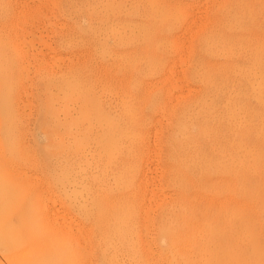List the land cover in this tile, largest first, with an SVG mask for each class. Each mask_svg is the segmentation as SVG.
Returning a JSON list of instances; mask_svg holds the SVG:
<instances>
[{
    "label": "rangeland",
    "instance_id": "1",
    "mask_svg": "<svg viewBox=\"0 0 264 264\" xmlns=\"http://www.w3.org/2000/svg\"><path fill=\"white\" fill-rule=\"evenodd\" d=\"M169 1L170 0H127V1L126 0H60V1L59 0H39V1L38 0H28V1L27 0H23V1L22 0H0V9H1V7L4 8V9L0 10V28H1L0 29V31H1L0 32V45L2 44V46H3V47L2 46L0 47V54L2 51H4V49L6 50V53H7V54H5V52H2L1 55L3 58L0 57V60H1L0 61V76L3 75L2 77H0V113L2 111V113L0 114L1 115L0 116V123H1L0 124V131H2V133H0V136H3V137H0V142L3 141V143H4L3 145H2V143H0V195H1L0 196V264H121V263L122 264H124V263L125 264H148V263L149 264H164V263L170 264V262H172L171 264H175V261L178 264H264V234H263L264 228L262 229V226L264 225V178H263L264 177V171H263L264 170V138H263L264 137V129H263L264 128V116H263L264 115V91H263L264 85H263V83L261 84V82H264V69L261 68L264 65V62H263L264 61V45H263L264 44V40H263L264 39V28H263L264 27V18H263L264 8H262V7H264V0H250V1H247V0H240V1L235 0V1H233V0H231L233 2H231V1L229 2L228 0H219V2H218V0H208L207 2L204 0H191V1L190 0H185V1L184 0H171L170 2ZM202 1H204V2H202ZM254 1H256L255 5H253ZM40 2H42V3H40ZM101 2H102V4H101ZM252 2H253V4H252ZM221 3L222 4L224 3L223 6ZM233 3L236 4L237 6H235ZM200 4H202V5H200ZM127 5H128V7H127ZM225 5H226V7H225ZM227 5H228L229 9H227L228 8ZM239 5L242 7V9ZM188 6H189V8H188ZM26 7L28 10H26ZM30 7H32V8H30ZM55 7H57V8H55ZM223 7H225V8H223ZM24 8H25V10H24ZM46 8H48V9H46ZM114 8H115V10H114ZM116 9H118V10H116ZM190 9H191V11H190ZM196 9L198 12L196 11ZM224 9H226V10H224ZM107 10H109V12ZM141 10H143V11L141 12ZM146 10H148V11H146ZM218 10L219 11L221 10V11L219 12ZM223 11L224 12L226 11V12L224 13ZM229 11H232L231 12L232 14ZM23 12H25V13H23ZM96 12H97V14H96ZM101 12H103V13L100 14ZM136 12H137V14L139 12V15H138L139 17L137 16V14H135ZM146 12H147V15L145 14ZM189 12H190V14H189ZM1 13H2V15H1ZM60 13H61V15H60ZM141 13H143V14H141ZM219 13L222 14V17ZM238 13H239V15H238ZM21 14H23V15H21ZM140 14H141V16H140ZM6 15H7V18H6ZM143 15H145V16H143ZM20 16H24V17H20ZM27 16H29V17H27ZM44 16H45V18H44ZM126 16H127V18H126ZM243 16L245 19L243 18ZM8 17H10V18H8ZM119 17H121V18H119ZM137 17H138V19H137ZM141 17H143V18H141ZM241 17H242V19H241ZM28 18H29V20H28ZM112 18H113V20H112ZM125 18L127 21L125 20ZM139 18H141V20ZM236 18H237V20H236ZM66 19H68V20H66ZM70 19H72V20L70 21ZM114 19H115V21H114ZM121 19H123V21ZM200 19H201V21H200ZM144 20H146V22ZM147 20H148V24L151 23V24H149L150 26L146 24ZM250 20H251V22H250ZM69 21H70V23H69ZM103 21H104V23L102 24ZM194 21L197 25L194 23ZM225 21L227 24L225 23ZM182 22H183V24H182ZM205 22H207V23L205 24ZM234 22H236L235 25H234ZM9 23H11V24H9ZM16 23L18 24V27H17ZM47 23H48V25H47ZM49 23H51V24H49ZM198 23H199V25H198ZM220 23H221V25H223L222 27L224 30L221 29L222 27H221ZM38 24H40V25H38ZM99 24H102V25L100 26ZM116 25H118V26H116ZM213 25H214V27H213ZM34 26L36 27V30H35ZM261 26H262V28H261ZM31 27H32V29H31ZM71 27L72 28L74 27L73 31H72ZM167 27H169V28H167ZM231 27L232 28L234 27V28L232 29ZM255 27H256V30L258 32L255 30ZM5 28L7 31L5 30ZM20 28H22V29H20ZM44 28L48 29V30H45ZM103 28H104V31L102 30ZM147 28H148V30H147ZM236 28H237V30H235ZM3 29L5 30V32ZM97 29L99 30V32ZM105 29H107V31ZM110 29H112V30H110ZM118 29L120 32L118 31ZM136 29H137V31H136ZM169 29H170V31H169ZM197 29H198V31H196ZM29 30L34 31L32 33L33 34L35 33L37 35V39L36 38L34 39L32 37L33 38L32 41L34 43H32V41H29V40H31L30 34H32V33H30ZM86 30H88V32ZM90 30L92 32L94 31L95 33L94 32L92 33ZM132 30H134L133 33L135 35L132 33ZM218 30L220 32L221 31L222 32L220 33ZM253 30L255 32H252ZM18 31H20V32H18ZM233 31H234V33H233ZM239 31L240 32L242 31V33L240 34ZM90 32H91V34H90ZM114 32L116 33L115 35H114ZM119 33H121L120 35L122 36V37L120 36L121 40L117 39V38H119ZM178 33H179V35H178ZM202 33L204 35H202ZM35 34H34V37H36ZM68 34H69V36H68ZM189 34H190V36H189ZM95 35L97 38L95 37ZM104 35H105V37H104ZM116 35H118V36H116ZM184 35L187 36V38ZM236 35H238V36H236ZM250 35H252V36H250ZM136 36H137V38H136ZM22 37L27 38V39H25V42L26 43L28 42V45L26 44L27 46H25V44L22 43V42H24V41H22L23 39H21ZM76 37H77V40L75 41ZM233 37H235L236 39ZM18 38H20V41H22V42H19ZM28 38H30V39H28ZM38 38H40V39H38ZM131 38L135 39V40L132 41ZM209 38L210 39L212 38V39L210 40ZM245 38H246V41H245ZM144 39H146V40H144ZM170 39H172V40H170ZM256 39H257V41H256ZM88 40H90V41H88ZM197 40H198V42H197ZM235 40H237V41L235 42ZM58 41H59V43H58ZM217 41H218V43H217ZM63 42H65V43H63ZM132 42H134V43H132ZM68 43H69V45H68ZM84 43H86V45H83ZM91 43H92V45H91ZM213 43H215V44H213ZM32 44H34L35 46L32 47ZM80 44H81V46H80ZM180 44L182 47L180 46ZM208 44L209 45L213 44V45L209 46ZM237 44H238V46H237ZM20 45H21V48H20ZM22 45H23V49H22ZM186 45H187V48L184 49ZM29 46H31V47H29ZM168 46H170V47H168ZM175 46H176V48H175ZM198 46H199V48H198ZM225 46H226V48H225ZM24 47L29 48V49H26ZM146 47H148V48H146ZM204 47H205V49H204ZM31 48H32V50H31ZM132 48L133 49L135 48L134 51ZM144 48H146L148 51L145 49L147 51L146 52L144 50ZM212 48L214 50L215 49H217V50H215L213 53ZM25 49L27 50V52ZM154 49H156V50H154ZM220 49H221V51H220ZM237 49H239V50H237ZM114 50H115V53L113 52ZM201 50H202L203 54H202ZM235 50H237V51H235ZM28 51H30L31 54H27ZM70 51H72V52H70ZM73 51H74V53H73ZM98 51H100V52H98ZM8 52H9V55H8ZM24 52H26V53H24ZM37 52H39V53H37ZM151 52L155 55H153ZM164 52H166V54ZM225 52H227V53H225ZM242 52H244V53H242ZM248 52L250 54H247ZM45 53H47V55ZM52 53L54 55H52ZM83 54H84V56H83ZM95 54H97V55H95ZM99 54L102 55V57ZM55 55H56V57H55ZM90 55H92L93 57L91 56L92 57L91 58ZM107 55H108V57H107ZM112 55H114V56H112ZM149 55H151V56H149ZM165 55H166V57H165ZM176 55L178 56V59H177ZM27 56H28V58H27ZM60 56H62V57L66 56V57L64 59L62 57L59 58ZM233 56H234V58H233ZM245 56H246V58H245ZM254 56H255V58H254ZM67 57H68V59H67ZM143 57H144V59H143ZM242 57H244L245 59ZM29 58H30V60H29ZM49 58H51L52 61H53V59L54 60L56 59L53 62H55L54 64L57 63L56 64L57 68H56V65H53V63L51 61L50 62L48 61ZM57 58H59L60 61L57 60ZM70 58L73 61H71ZM102 58H103V60H102ZM127 58H128V60H127ZM145 58H146V60H145ZM44 59H45L46 63H47V61L49 63L46 64L44 62ZM131 59L134 63L131 61ZM182 59H184V60H182ZM61 60H63V62ZM69 60H70V62H69ZM84 60H85V62H84ZM160 60H162V61H160ZM25 61H27V63H28V61L31 62V63L30 62L28 63V64H30L29 68H28V65H26L27 63ZM40 61H41V63H40ZM107 61H109V62H107ZM143 61L145 62V64H143ZM232 61H234V63ZM88 62H89V64H87ZM123 62H126V63H123ZM111 63H112V65H111ZM118 63H121V64H118ZM50 64H51V66H53L52 68L49 67ZM113 64H114V66H113ZM140 64H141L142 68L140 67ZM165 64H167V65H165ZM23 65L24 66L26 65V66L24 67ZM84 65H86V66H84ZM125 65H126V67L123 68ZM138 65H139V67H138ZM158 65H159V67H158ZM231 65H232V67H231ZM106 66H107V69H106ZM116 66H118L120 68V71L118 69L117 72L116 71L113 72L114 70H116L118 68ZM226 66H228V67H226ZM243 66L245 68H243ZM58 67H59V69H58ZM156 67H157V69H161V70H157ZM229 67H231V68H229ZM18 68H20V69H18ZM139 68H141L142 71ZM80 69H81V71H80ZM85 69L87 71H85ZM128 69H129V72H128ZM137 69L140 71H138ZM232 69H234V70H232ZM235 69H236V71H235ZM242 69H244V70H242ZM252 69H253V72H252ZM92 70H93V72H92ZM132 70H134V73ZM255 70H257V71H255ZM42 71H44V72H42ZM53 71H54V73H53ZM60 71H61V73H60ZM123 71L124 72L126 71L125 73L127 76L125 75V73ZM188 71L192 75H190L188 73ZM238 71H240V73ZM6 72L8 75L6 74ZM45 72H47V73H45ZM153 72H155V74H157V75H154ZM170 72L172 73L173 78H172ZM10 73H12V74L10 75ZM25 73H26V75H25ZM82 73H84L85 75ZM104 73H106L108 76ZM127 73H129V75ZM201 73H203L204 75H201ZM234 73H235V76H234ZM40 74H41V76H40ZM96 74H98V76ZM110 74H111V77H110ZM112 74H113V76H112ZM118 74L119 75L121 74V75L119 76ZM152 74H153V76H152ZM188 74H189V77L191 76L193 78L187 77ZM196 74L197 75L199 74L198 75L199 77H197ZM218 74H219V76H218ZM248 74L250 77H248ZM38 75H39V77H38ZM50 75H52L50 77L51 79L49 78ZM158 75H160V76H158ZM239 75L241 76V78ZM22 76H24V77H22ZM59 76H61V77L63 76V77L61 78ZM102 76H103V78H102ZM164 76H165V78H164ZM178 76H179V78H178ZM181 76L183 78H181ZM200 76H202V77L204 76L203 79ZM113 77H114V79H113ZM142 77L145 79H143ZM258 77H259V79H258ZM3 78H5V79H3ZM10 78H13V79L11 80ZM52 78L56 79L55 80L56 83ZM82 78H84V79L82 80ZM118 78H120V79H118ZM124 78H125V80H124ZM168 78H171L170 81ZM196 78H198V79H196ZM47 79H49V80L47 81ZM60 79H61V82L64 81V83L60 82L61 83L60 84L59 83ZM96 79H97V81H96ZM102 79H103V81H102ZM134 79H136V80H134ZM139 79H140V82H139ZM151 79H152V81H151ZM189 79L191 81L193 79V81L191 82ZM194 79H196V81ZM199 79H201L202 81H200ZM253 79H254V81H253ZM17 81H18V83H17ZM149 81L151 82V84ZM155 81H157V82H155ZM159 81H161V82H159ZM12 82L16 86H14L12 84ZM129 82H131V83H129ZM212 82H215V83H212ZM154 83H156V84L158 83L157 86ZM194 83H195V85H194ZM115 84H116V86H115ZM163 84H165V85H163ZM250 84H253L254 86L251 87ZM147 85H150V86L147 87ZM162 85L166 88H163ZM181 85H183L184 87ZM217 85H218V89H219V90L217 89L218 92L216 91ZM62 86H64V87H62ZM151 86H152V88H151ZM161 86H162V89H161ZM168 86H169V88H168ZM177 86H178V88H177ZM214 86H215V90L213 88ZM78 87H80V88H78ZM129 87H130V89H129ZM224 87L225 88L227 87L226 90ZM257 87H259V91H258L259 93L257 92V89H258ZM12 88H14L15 90ZM92 88H94V89L92 90ZM126 88L128 90H124ZM251 88H254V89L251 90ZM109 89L111 91H109ZM157 89L158 90L161 89L162 93L160 92V90L157 91ZM163 89L165 92L163 91ZM229 89H231V90H229ZM246 89L247 90L250 89V91H247ZM125 91H127V92H125ZM128 91L129 92L131 91V93L129 94ZM172 91H173V94H172ZM228 91H229V95H228ZM2 92H4V93L2 94ZM108 92H109V94H108ZM117 92H118V94H117ZM156 92L158 95L156 94ZM181 92H183V93H181ZM219 92H220V94H219ZM39 93H40V96H39ZM121 93H122V95H121ZM174 93H176V95H174ZM103 94H105V95H103ZM149 94L151 95L150 99L153 103L149 99V97H150ZM177 94H179V95L177 96ZM255 94L257 96H255ZM25 95L27 97H25ZM127 95L129 97H127ZM147 95H148V99H147ZM170 95L173 99L170 97ZM1 96H2V98H1ZM104 96H106V97L104 98ZM113 96H114V98H113ZM132 96H133V99H132ZM177 97L179 98L178 100H177ZM139 99H141V100H139ZM235 99L237 101H235ZM38 100H39V102H38ZM63 101H64V103H62ZM89 101H90V103H89ZM129 101H130V103H129ZM156 101H157V103H156ZM104 102H106V103H104ZM112 102H114V103L112 104ZM131 102H132V104H131ZM159 102H160V104H159ZM235 102H236V104H235ZM6 103L8 104V106ZM45 103H46V105H45ZM77 103H79V104H77ZM151 103H152V105H151ZM181 103H183L182 104L183 106L181 105ZM229 103H233V104H229ZM124 104H125V106H124ZM148 104L151 106H147ZM202 104H204V105H202ZM209 104H210V106H209ZM228 104H229V106H227ZM41 105H44V107L43 106L41 107ZM55 105H56V107H55ZM113 105L116 107L115 109H114ZM145 105H146V107H145ZM120 106H122V107H120ZM73 107L76 108L77 110L74 109ZM107 107H108V109H107ZM110 107H112L113 109ZM161 107L163 109H161ZM223 107H224V109H223ZM40 108H42L43 110ZM122 108H124V110ZM158 108L160 109V111ZM206 108L207 109L209 108L210 110L209 109L207 110ZM110 109H112V110H110ZM139 109H142V110H139ZM204 109H205V111H204ZM245 109H246V111H245ZM20 110L24 113V115L22 112H20ZM29 110H30V112H29ZM155 110H157V111H155ZM161 110H162V112H161ZM192 110L194 112H192ZM230 110H232L231 111L232 113L230 112ZM233 110H235V111H233ZM113 111H115V112H113ZM187 111L188 112L191 111V112L188 113ZM225 111H226V113H225ZM253 111H254V113H253ZM11 112H13V113H11ZM56 112H57V114H56ZM61 112H62L64 117L62 116ZM66 112H68V113H66ZM149 112H151L152 114ZM165 112H166V114H165ZM238 112H239V114H238ZM119 113H120V115H119ZM154 113L156 116L154 115ZM201 113H203V114H201ZM229 113H230V115H229ZM7 114L9 116H7ZM138 114H140V115L138 116ZM143 114L146 116H144ZM173 114H175V115L173 116ZM178 114H179V116H177ZM224 114L226 116H224ZM233 114H234V116H233ZM4 115L7 116V118L9 120ZM19 115L22 117H19ZM67 115H69V116H67ZM121 116H123V117L121 118ZM124 116L126 117V119ZM140 116H142V117L140 118ZM9 117H11V118H9ZM232 117L234 118V120ZM242 117H244V118H242ZM245 117H246V119H245ZM248 117L249 118L251 117V118L249 119ZM19 118L20 119L22 118V121H20ZM146 119H147V121H146ZM172 119H173V121H172ZM175 119H176V122L174 121ZM125 120H127V121H125ZM18 121H19V123H18ZM118 121H120V122H118ZM252 121H254V122H252ZM261 121H263V122H261ZM141 122H143V123L145 122V124H143ZM167 122L169 124L173 125V126L170 125V126H172L173 129L169 126V124ZM236 122H238L240 125ZM173 123L175 125H177V128ZM234 123L236 125L237 124L238 125L234 126ZM77 124H79V125H77ZM95 124L97 125V127ZM123 124L125 126H123ZM144 125H146V126H144ZM208 125H209V127L206 128V126H208ZM38 126H40V127H38ZM69 126H70V128H69ZM217 126H218V128H217ZM240 126H242V127H240ZM255 126H256V128H255ZM9 127H12V128H9ZM94 127H96V129ZM142 127L144 128V130ZM154 127L157 129H155ZM259 127L262 129H260ZM132 128H135V129H133V131H132ZM204 128H206V129H204ZM213 128H214L215 132H214ZM139 129H141L142 131L141 130L139 131ZM255 129L256 130L259 129V131L256 132ZM115 130H116V132H115ZM135 130L137 132H135ZM172 130H174V131H172ZM175 130H176V132H175ZM42 131H44V132H42ZM51 131H52V133H51ZM177 131H178V134H177ZM56 132L59 134H57ZM15 133H16V135H15ZM54 133L58 136L56 137V135ZM153 133L156 135V136H153L154 141L152 138ZM203 133H204V135H203ZM208 133H209V135H208ZM9 134L10 135L12 134V135L10 136ZM52 134L55 136L53 137ZM109 134H110V136H109ZM175 134H177V136ZM180 134H181V136H180ZM259 134H261L262 136ZM18 135H19V137H18ZM113 136H115V137H113ZM10 137H11V139H10ZM124 138H125V140H124ZM129 138H130V140H128ZM59 139H60V141H59ZM69 139H70V141H69ZM144 139H145V141H144ZM149 139H150V142H149ZM213 139L216 142H214ZM79 140H81V141H79ZM189 140H190V142H189ZM52 141L54 144L52 143ZM123 141H125V142H123ZM184 141H185V143L183 144ZM187 141H188V143H187ZM10 142H12V143H10ZM121 142H123V143H121ZM197 142H198V144H197ZM218 142H219V144H218ZM68 143L70 144V146ZM72 143L75 144L76 146L75 145L73 146ZM128 143H129V145H128ZM16 144H18V145H16ZM133 144H134V146H133ZM135 144H136V146H135ZM185 144H186V146H185ZM211 144L212 145L214 144V145L212 146ZM77 145H79L80 148L77 147ZM127 145H128V147H127ZM152 145H155L157 147L152 148ZM164 145H166V146H164ZM10 146H11V148H10ZM248 146H249V148H248ZM27 147H29L30 149ZM136 147L137 148L139 147V148L137 149ZM188 147H189L190 151H189ZM56 149H57V152H56ZM163 149H165V150H163ZM154 150L156 151V153L154 152ZM191 150H192V152H191ZM223 150H224V152H223ZM202 151H203V153H202ZM110 152H112V153H110ZM123 152H124V154H123ZM256 152H258V153H256ZM29 153H31V154H29ZM63 154H65V155H63ZM86 155H87V157H86ZM89 155H90V157H89ZM94 155H95V157H94ZM187 155L189 158L187 157ZM191 155H193V156H191ZM234 155H235V157H234ZM84 156L86 158H84ZM219 157H221V158H219ZM88 158H89V160H88ZM151 158H154L155 160L154 159L151 160ZM190 158H191V160H190ZM217 158H219V159H217ZM61 159H62V161H61ZM139 160L142 164L139 162ZM148 160L149 161L151 160V161L149 162ZM74 161L78 165L74 164L75 163ZM164 161H167V163ZM183 161H184V163H182ZM57 162H59L60 164ZM97 164L98 165L100 164L99 167ZM117 165L119 167H116ZM139 165L141 168L139 167ZM154 165H155V167H154ZM164 165L166 166V168L164 167ZM147 166H150V168ZM202 166H203V168H201ZM113 168H114V170H113ZM171 168H173V169H171ZM16 169H18V170H16ZM96 169L98 171H96ZM139 169H140V172L138 171ZM200 169L202 170L201 173L198 172V170L200 171ZM152 170L155 171L157 174L155 172H153ZM184 170H185V172H183ZM144 172L146 173L145 175H144ZM150 172H151V174H154L155 177H154V175L152 176L150 174ZM236 172H238V173H236ZM99 173L102 175H100ZM112 173H114V177H113ZM91 175H93V176L96 175V176L93 177ZM133 175H134V177H133ZM149 175H150V177H149ZM164 175H165V177H164ZM186 175H188V176H186ZM55 176H56V178H55ZM74 176H76V178ZM106 176H107V178H106ZM142 176H144L143 178L145 180L143 178H142V180L140 179ZM36 177H37V179H36ZM84 177H86V178H84ZM95 177L97 178V180H95L96 179ZM101 177H102V179H101ZM108 177H110V178H108ZM135 177H136V179H135ZM111 178H114V181ZM154 178H156V179H154ZM167 178H168V180H167ZM151 179H153V180H151ZM65 180H66V182H65ZM106 180L108 182H106ZM157 180H158V182H157ZM171 180L172 181L174 180V181L172 182ZM57 181L60 184L57 183ZM61 181L64 184L63 186L61 184ZM122 181H123V183H122ZM144 181L148 182V183H145ZM67 182L68 183L70 182V183L68 184ZM105 182H106V184H105ZM142 182H144V186L146 188L148 186V190H146V188L143 187ZM150 183H151V185H150ZM173 183L178 188H176L173 185ZM67 185H69V186H67ZM71 185L74 188H76V190L74 188H72ZM103 185H104V187H103ZM114 185H115V187H114ZM119 186H121V187L119 188ZM150 186L151 187L153 186V187L150 188ZM63 187H64V189H66V188L68 189V190L66 189L67 192L63 189ZM124 187H125V189H124ZM165 187H167V188H165ZM77 188H78V190L79 189L80 190L78 191ZM44 189H45L46 194L43 192ZM61 189H63V190H61ZM72 189L74 191H72ZM47 190H48V193L51 195H49V194H48L49 196L47 195V192H46ZM82 190H83V192H82ZM187 190H188V192H187ZM63 191H64V193H63ZM69 191H71L72 193L74 192L76 194L73 193L74 194L73 195L70 192V195H69ZM80 191H81V193H80L81 195L78 194V192H80ZM58 192H61V193H58ZM163 192H164V194H162ZM169 192H171V193L169 194ZM167 193L169 194V196L172 195L173 197L172 196L169 197L167 195ZM82 195H83V197H82ZM86 195H89V196L86 197ZM147 195L148 196L150 195V196L148 197ZM45 196H47V198ZM63 196H65V197H63ZM74 196H76V197H74ZM163 196H164V199L161 200V198H163ZM49 197H50V199L47 200ZM84 197H86V198H84ZM145 197L148 200H149V198L154 197L151 199L155 203L152 200L148 201ZM67 198H69L71 201ZM73 198H75V199L77 198L78 202H77V199L75 200ZM176 198H178V199H176ZM82 199H83V201H82ZM51 200H52V202H51ZM67 200H69V201H67ZM73 200L75 202H73ZM84 200H85V202H87V205H86L87 209L90 213H92V215L89 214V212L87 211L86 208H83V207H85L84 205L86 204L84 202ZM202 200H203V202H202ZM81 202H82V204H84L83 206H82ZM144 202H146V203L144 204ZM149 202H151V203H149ZM67 203H69V205ZM72 203H73V206H72ZM89 203L90 204L93 203L91 205L92 206L94 205V206L91 207V205ZM151 204H152V206H151ZM78 205H80L79 208H78ZM175 205L178 208H176ZM70 206H72V207H70ZM74 206H75V208H74ZM146 206H147V208H146ZM45 207H46V209H45ZM80 207L82 208L81 210H80ZM89 207H90V209L91 208L92 209L90 210ZM133 207L134 208L136 207L135 210L133 209ZM137 207H138V211H137ZM171 207H172V209H171ZM179 207H180V209H179ZM140 209H142V210H140ZM150 209H152L151 211L153 213L152 212L149 213L148 210H150ZM75 211H77V213ZM80 211H82V212H80ZM78 212H79V214H78ZM133 212H135V214ZM148 213L150 214L151 217L149 216ZM85 214H86V216H85ZM87 215L89 217H87ZM161 215H163V217ZM91 216H93L94 218ZM78 217H80V218H78ZM85 217H87L86 220H85ZM149 217L151 220L149 219ZM113 218L115 219V221ZM163 218H166V219H163ZM189 218L191 221L189 220ZM229 218H231V219H229ZM112 219L114 222L112 221ZM147 220H150V221H147ZM94 221H95V223H94ZM165 221H166V224H164ZM148 222H149V224H148ZM190 222H191V224H190ZM94 224H96V225H94ZM156 224L157 225L161 224L162 226L161 225L157 226ZM192 224H193V226H192ZM231 224H233V225H231ZM146 225H149V227ZM94 226H95V229L93 228ZM144 226H146L145 228H146V230H148V232L145 231ZM120 227H121V229H120ZM151 227L153 229H151ZM151 230H153V231H151ZM156 230H157V232H156ZM93 231H95V232H93ZM144 232L148 233V235H146L147 233H145L146 239H144L145 238ZM93 233H95V234H93ZM115 235L117 237H115ZM120 235H121V237H120ZM98 236H100L99 237L100 239L98 238ZM112 238L115 239V243L113 241L114 239H112ZM126 238L128 240H126ZM147 238H148V241H147ZM116 239L118 241H116ZM119 239H120V241L121 240L123 241V242L121 241L122 245L120 244ZM98 240L100 242V245H99ZM103 240H104V242H103ZM109 241L111 242V244H114V245H111V244H110L111 246L108 245ZM136 241H138V242H136ZM124 242H126V243H124ZM149 242H150V244L148 245ZM151 242L153 243V245ZM131 243H132V245H130ZM145 243L147 244V246ZM104 244L106 245V247L104 246ZM191 244H192V246H191ZM129 245L131 248L129 247ZM151 245H152V248H150ZM113 246H115V248ZM100 247L102 249H100ZM104 247L106 248L105 250L103 249ZM120 247H121V249H120ZM147 247H149L150 249ZM156 247L158 250L156 249ZM127 249H128V252H127ZM101 250H103V251H101ZM162 250L164 251V253L162 252ZM123 251H125V252H123ZM130 254H131V256H130ZM216 254H217V256H216ZM103 255L105 256V258ZM170 255H173L171 257H172V259L174 258L175 261H174V259L173 260L171 259ZM206 255H207V257H205ZM139 256H140V258H139ZM122 259H123V262H122ZM201 261H202V263H201Z\"/></svg>",
    "mask_w": 264,
    "mask_h": 264
},
{
    "label": "bare ground",
    "instance_id": "2",
    "mask_svg": "<svg viewBox=\"0 0 264 264\" xmlns=\"http://www.w3.org/2000/svg\"><path fill=\"white\" fill-rule=\"evenodd\" d=\"M22 1H23V0H22ZM27 1H28V0H27ZM38 1H39V0H38ZM59 1H60V0H59ZM126 1H127V0H126ZM170 1H171V0H170ZM170 1H169V2H170ZM184 1H185V0H184ZM190 1H191V0H190ZM204 1L207 2L208 0H204ZM204 1H202V2H204ZM228 1L230 2L231 0H228ZM228 1H227V2H228ZM233 1H235V0H233ZM233 1H231V2H233ZM239 1H240V0H239ZM247 1H250V0H247ZM55 2H56V1H55ZM57 2H58V1H57ZM123 2H124V1H123ZM139 2H140V1H139ZM139 2H138V3H139ZM146 2H147V1H146ZM186 2H187V1H186ZM214 2H215V1H214ZM218 2H219V0H218ZM220 2H221V1H220ZM241 2H242V1H241ZM243 2H244V1H243ZM29 3H30V2H29ZM40 3H42V2H40ZM58 3H59V2H58ZM67 3H68V2H67ZM98 3H99V2H98ZM114 3H115V2H114ZM128 3H129V2H128ZM142 3H143V2H142ZM164 3H165V2H164ZM167 3H168V2H167ZM172 3H173V2H172ZM192 3H193V2H192ZM224 3H225V2H224ZM224 3H223V4H224ZM239 3H240V2H239ZM250 3H251V2H250ZM255 3H256V1H254V4H253V2H252L253 5H255ZM20 4H21V3H20ZM35 4H36V3H35ZM44 4H45V3H44ZM48 4H49V3H48ZM64 4H65V3H64ZM101 4H102V2H101ZM145 4H146V3H145ZM206 4H207V3H206ZM213 4H214V3H213ZM219 4H220V3H219ZM221 4H222V3H221ZM223 4H222V6H223ZM233 4H234V3H233ZM233 4H232V5H233ZM240 4H241V3H240ZM2 5H3V4H2ZM6 5H7V4H6ZM10 5H11V4H10ZM30 5H31V4H30ZM30 5H29V6H30ZM32 5H33V4H32ZM45 5H46V4H45ZM58 5H59V4H58ZM78 5H79V4H78ZM85 5H86V4H85ZM113 5H114V4H113ZM140 5H141V4H140ZM196 5H197V4H196ZM200 5H202V4H200ZM200 5H199V6H200ZM214 5H215V4H214ZM217 5H218V4H217ZM232 5H231V6H232ZM234 5L237 6L236 4H234ZM246 5H247V4H246ZM249 5H250V4H249ZM256 5H257V4H256ZM19 6H20V5H19ZM55 6H56V5H55ZM74 6H75V5H74ZM105 6H106V5H105ZM111 6H112V5H111ZM149 6H150V5H149ZM158 6H159V5H158ZM160 6H161V5H160ZM177 6H178V5H177ZM231 6H230V7H231ZM239 6H240V5H239ZM251 6H252V5H251ZM8 7H9V6H8ZM23 7H24V6H23ZM76 7H77V6H76ZM84 7H85V6H84ZM96 7H97V6H96ZM124 7H125V6H124ZM127 7H128V5H127ZM133 7H134V6H133ZM186 7H187V6H186ZM194 7H195V6H194ZM216 7H217V6H216ZM225 7H226V5H225ZM225 7H223V8H225ZM227 7H228V5H227ZM240 7H241V6H240ZM245 7H246V6H245ZM21 8H22V7H21ZM30 8H32V7H30ZM36 8H37V7H36ZM48 8H49V7H48ZM48 8H46V9H48ZM55 8H57V7H55ZM58 8H59V7H58ZM61 8H62V7H61ZM90 8H91V7H90ZM98 8H99V7H98ZM122 8H123V7H122ZM162 8H163V7H162ZM188 8H189V6H188ZM262 8H264V7H262ZM262 8H261V9H262ZM1 9H4V8L1 7ZM1 9H0V10H1ZM12 9H13V8H12ZM41 9H42V8H41ZM64 9H65V8H64ZM80 9H81V8H80ZM112 9H113V8H112ZM141 9H142V8H141ZM227 9H229V7H228ZM239 9H240V8H239ZM241 9H242V7H241ZM247 9H248V8H247ZM252 9H253V8H252ZM5 10H6V9H5ZM22 10H23V9H22ZM24 10H25V8H24ZM26 10H28L27 7H26ZM57 10H58V9H57ZM62 10H63V9H62ZM114 10H115V8H114ZM116 10H118V9H116ZM213 10H214V9H213ZM222 10H223V9H222ZM224 10H226V9H224ZM256 10H257V9H256ZM7 11H8V10H7ZM32 11H33V10H32ZM49 11H50V10H49ZM49 11H48V12H49ZM58 11H59V10H58ZM107 11L109 12V10H107ZM121 11H122V10H121ZM142 11H143V10H141V12H142ZM146 11H148V10H146ZM190 11H191V9H190ZM196 11H197V9H196ZM196 11H195V12H196ZM211 11H212V10H211ZM218 11H219V10H218ZM220 11H221V10H220ZM220 11H219V12H220ZM242 11H243V10H242ZM2 12H3V11H2ZM13 12H14V11H13ZM72 12H73V11H72ZM76 12H77V11H76ZM97 12H98V11H97ZM97 12H96V14H97ZM111 12H112V11H111ZM123 12H124V11H123ZM197 12H198V11H197ZM197 12H196V13H197ZM223 12H224V11H223ZM225 12H226V11H225ZM225 12H224V13H225ZM229 12L231 13L232 11H229ZM229 12H228V13H229ZM7 13H8V12H7ZM20 13H21V12H20ZM23 13H25V12H23ZM49 13H50V12H49ZM102 13H103V12H101L100 14H102ZM106 13H107V12H106ZM131 13H132V12H131ZM143 13H144V12H143ZM143 13H141V14H143ZM236 13H237V12H236ZM242 13H243V12H242ZM245 13H246V12H245ZM9 14H10V13H9ZM40 14H41V13H40ZM94 14H95V13H94ZM113 14H114V13H113ZM135 14H137V12H136ZM141 14H140V16H141ZM145 14L147 15V12H146ZM149 14H150V13H149ZM189 14H190V12H189ZM204 14H205V13H204ZM219 14H220V13H219ZM231 14H232V13H231ZM246 14H247V13H246ZM258 14H259V13H258ZM258 14H257V15H258ZM1 15H2V13H1ZM21 15H23V14H21ZM60 15H61V13H60ZM110 15H111V14H110ZM132 15H133V14H132ZM138 15H139V12H138L137 16H138ZM196 15H197V14H196ZM196 15H195V16H196ZM215 15H216V14H215ZM220 15H221V17H222V14H220ZM238 15H239V13H238ZM242 15H243V14H242ZM253 15H254V14H253ZM262 15H263V14H262ZM9 16H10V15H9ZM13 16H14V15H13ZM69 16H70V15H69ZM130 16H131V15H130ZM143 16H145V15H143ZM148 16H149V15H148ZM154 16H155V15H154ZM175 16H176V15H175ZM175 16H174V17H175ZM182 16H183V15H182ZM197 16H198V15H197ZM197 16H196V17H197ZM213 16H214V15H213ZM216 16H217V15H216ZM223 16H224V15H223ZM236 16H237V15H236ZM20 17H24V16H20ZM25 17H26V16H25ZM27 17H29V16H27ZM42 17H43V16H42ZM108 17H109V16H108ZM110 17H111V16H110ZM138 17H139V16H138ZM138 17H137V19H138ZM158 17H159V16H158ZM160 17H161V16H160ZM228 17H229V16H228ZM239 17H240V16H239ZM246 17H247V16H246ZM6 18H7V15H6ZM8 18H10V17H8ZM44 18H45V16H44ZM119 18H121V17H119ZM126 18H127V16H126ZM126 18H125V20H126ZM141 18H143V17H141ZM141 18H139V19L141 20ZM147 18H148V17H147ZM161 18H162V17H161ZM184 18H185V17H184ZM202 18H203V17H202ZM214 18H215V17H214ZM229 18H230V17H229ZM237 18H238V17H237ZM237 18H236V20H237ZM243 18H244V16H243ZM251 18H252V17H251ZM251 18H250V19H251ZM256 18H257V17H256ZM263 18H264V16H263ZM48 19H49V18H48ZM116 19H117V18H116ZM133 19H134V18H133ZM153 19H154V18H153ZM188 19H189V18H188ZM208 19H209V18H208ZM220 19H221V18H220ZM238 19H239V18H238ZM241 19H242V17H241ZM244 19H245V18H244ZM246 19H247V18H246ZM28 20H29V18H28ZM66 20H68V19H66ZM71 20H72V19H70V21H71ZM104 20H105V19H104ZM110 20H111V19H110ZM110 20H109V21H110ZM112 20H113V18H112ZM117 20H118V19H117ZM121 20L123 21V19H121ZM125 20H124V21H125ZM142 20H143V19H142ZM159 20H160V19H159ZM167 20H168V19H167ZM173 20H174V19H173ZM202 20H203V19H202ZM43 21H44V20H43ZM46 21H47V20H46ZM50 21H51V20H50ZM70 21H69V23H70ZM105 21H106V20H105ZM114 21H115V19H114ZM122 21H121V22H122ZM126 21H127V20H126ZM137 21H138V20H137ZM144 21L146 22V20H144ZM157 21H158V20H157ZM170 21H171V20H170ZM200 21H201V19H200ZM215 21H216V20H215ZM222 21H223V20H222ZM226 21H227V20H226ZM226 21H225V23H226ZM234 21H235V20H234ZM31 22H32V21H31ZM135 22H136V21H135ZM138 22H139V21H138ZM140 22H141V21H140ZM187 22H188V21H187ZM207 22H208V21H207ZM207 22H205V24H206ZM216 22H217V21H216ZM232 22H233V21H232ZM250 22H251V20H250ZM53 23H54V22H53ZM99 23H100V22H99ZM103 23H104V21L102 22V24H103ZM108 23H109V22H108ZM118 23H119V22H118ZM131 23H132V22H131ZM172 23H173V22H172ZM175 23H176V22H175ZM175 23H174V24H175ZM194 23H195V21H194ZM202 23H203V22H202ZM228 23H229V22H228ZM235 23H236V22H234V25H235ZM241 23H242V22H241ZM245 23H246V22H245ZM253 23H254V22H253ZM257 23H258V22H257ZM259 23H260V22H259ZM9 24H11V23H9ZM16 24H17V23H16ZM19 24H20V23H19ZM25 24H26V23H25ZM35 24H36V23H35ZM49 24H51V23H49ZM102 24H99V25L101 26ZM111 24H112V23H111ZM114 24H115V23H114ZM125 24H126V23H125ZM132 24H133V23H132ZM146 24L149 25V24H151V23L148 24V20H147V23H146ZM156 24H157V23H156ZM178 24H179V23H178ZM182 24H183V22H182ZM195 24H196V23H195ZM226 24H227V23H226ZM237 24H238V23H237ZM251 24H252V23H251ZM38 25H40V24H38ZM47 25H48V23H47ZM107 25H108V24H107ZM138 25H139V24H138ZM166 25H167V24H166ZM196 25H197V24H196ZM198 25H199V23H198ZM220 25H221V23H220ZM224 25H225V24H224ZM229 25H230V24H229ZM240 25H241V24H240ZM22 26H23V25H22ZM41 26H42V25H41ZM41 26H40V27H41ZM45 26H46V25H45ZM116 26H118V25H116ZM116 26H115V27H116ZM132 26H133V25H132ZM135 26H136V25H135ZM149 26H150V25H149ZM152 26H153V25H152ZM202 26H203V25H202ZM206 26H207V25H206ZM215 26H216V25H215ZM222 26H223V25H221V27H222ZM227 26H228V25H227ZM5 27H6V26H5ZM14 27H15V26H14ZM17 27H18V24H17ZM20 27H21V26H20ZM37 27H38V26H37ZM46 27H47V26H46ZM55 27H56V26H55ZM59 27H60V26H59ZM104 27H105V26H104ZM108 27H109V26H108ZM199 27H200V26H199ZM211 27H212V26H211ZM211 27H210V28H211ZM213 27H214V25H213ZM217 27H218V26H217ZM237 27H238V26H237ZM6 28H7V27H6ZM6 28H5V30H6ZM34 28H35V30H36V27H35V26H34ZM71 28H72V27H71ZM73 28H74V27H73ZM73 28H72V31H73ZM80 28H81V27H80ZM90 28H91V27H90ZM151 28H152V27H151ZM151 28H150V29H151ZM153 28H154V27H153ZM167 28H169V27H167ZM186 28H187V27H186ZM210 28H209V29H210ZM215 28H216V27H215ZM224 28H225V27H224ZM231 28H232V27H231ZM233 28H234V27H233ZM233 28H232V29H233ZM261 28H262V26H261ZM263 28H264V27H263ZM0 29H1V28H0ZM12 29H13V28H12ZM14 29H15V28H14ZM20 29H22V28H20ZM26 29H27V28H26ZM31 29H32V27H31ZM42 29H43V28H42ZM44 29H45V28H44ZM95 29H96V28H95ZM95 29H94V30H95ZM113 29H114V28H113ZM119 29H120V28H119ZM119 29H118V31H119ZM137 29H138V28H137ZM137 29H136V31H137ZM150 29H149V30H150ZM190 29H191V28H190ZM221 29H223V27H222ZM225 29H226V28H225ZM253 29H254V28H253ZM3 30H4V29H3ZM5 30H4V32H5ZM16 30H17V29H16ZM27 30H28V29H27ZM37 30H38V29H37ZM45 30H48V29H45ZM68 30H69V29H68ZM78 30H79V29H78ZM88 30H89V29H88ZM88 30H86V31L88 32ZM91 30H92V29H91ZM91 30H90V31H91ZM97 30H98V29H97ZM102 30L104 31V28H103ZM105 30L107 31V29H105ZM110 30H112V29H110ZM120 30H121V29H120ZM129 30H130V29H129ZM141 30H142V29H141ZM147 30H148V28H147ZM153 30H154V29H153ZM166 30H167V29H166ZM223 30H224V29H223ZM235 30H237V28H236ZM255 30H256V27H255ZM6 31H7V30H6ZM29 31H30V33L34 32V31H32V30H29ZM61 31H62V30H61ZM95 31H96V30H95ZM133 31H134V30H132V33H133ZM162 31H163V30H162ZM169 31H170V29H169ZM184 31H185V30H184ZM196 31H198V29H197ZM218 31H219V30H218ZM242 31H243V30H242ZM242 31H241V32L239 31L240 34L242 33ZM256 31H257V30H256ZM260 31H261V30H260ZM260 31H259V32H260ZM262 31H263V30H262ZM0 32H1V31H0ZM15 32H16V31H15ZM18 32H20V31H18ZM39 32H40V31H39ZM63 32H64V31H63ZM78 32H79V31H78ZM78 32H77V33H78ZM91 32H92V31H91ZM91 32H90V34H91ZM93 32H94V31H93ZM93 32H92V33H93ZM98 32H99V30H98ZM119 32H120V31H119ZM216 32H217V31H216ZM219 32H220V31H219ZM221 32H222V31H221ZM221 32H220V33H221ZM244 32H245V31H244ZM246 32H247V31H246ZM252 32H255V31L253 30ZM257 32H258V31H257ZM10 33H11V32H10ZM13 33H14V32H13ZM75 33H76V32H75ZM94 33H95V32H94ZM110 33H111V32H110ZM117 33H118V32H117ZM121 33H122V32H121ZM121 33H119V38H117L118 40L120 39V36H121L120 34H121ZM190 33H191V32H190ZM193 33H194V32H193ZM203 33H204V32H203ZM203 33H202V35H204ZM212 33H213V32H212ZM233 33H234V31H233ZM262 33H263V32H262ZM6 34H7V33H6ZM34 34H35V33H34ZM34 34H33V33L30 34V36H31V40H29V41H32L33 38H34V39H35V38L37 39V35L35 34L36 37H34ZM47 34H48V33H47ZM81 34H82V33H81ZM115 34H116V33L114 32V35H115ZM133 34H134V33H133ZM133 34H132V35H133ZM145 34H146V33H145ZM158 34H159V33H158ZM165 34H166V33H165ZM167 34H168V33H167ZM183 34H184V33H183ZM200 34H201V33H200ZM224 34H225V33H224ZM230 34H231V33H230ZM244 34H245V33H244ZM248 34H249V33H248ZM21 35H22V34H21ZM21 35H20V36H21ZM23 35H24V34H23ZM60 35H61V34H60ZM79 35H80V34H79ZM79 35H78V36H79ZM98 35H99V34H98ZM123 35H124V34H123ZM134 35H135V34H134ZM163 35H164V34H163ZM169 35H170V34H169ZM178 35H179V33H178ZM192 35H193V34H192ZM208 35H209V34H208ZM219 35H220V34H219ZM221 35H222V34H221ZM20 36H19V37H20ZM24 36H25V35H24ZM68 36H69V34H68ZM80 36H81V35H80ZM99 36H100V35H99ZM109 36H110V35H109ZM116 36H118V35H116ZM130 36H131V35H130ZM139 36H140V35H139ZM161 36H162V35H161ZM182 36H183V35H182ZM184 36H185V35H184ZM189 36H190V34H189ZM197 36H198V35H197ZM234 36H235V35H234ZM236 36H238V35H236ZM245 36H246V35H245ZM250 36H252V35H250ZM32 37H33V38H32ZM65 37H66V36H65ZM72 37H73V36H72ZM81 37H82V36H81ZM95 37H96V35H95ZM104 37H105V35H104ZM121 37H122V36H121ZM131 37H132V36H131ZM175 37H176V36H175ZM185 37L187 38V36H185ZM198 37H199V36H198ZM202 37H203V36H202ZM204 37H205V36H204ZM239 37H240V36H239ZM10 38H11V37H10ZM89 38H90V37H89ZM96 38H97V37H96ZM136 38H137V36H136ZM139 38H140V37H139ZM141 38H142V37H141ZM178 38H179V37H178ZM190 38H191V37H190ZM200 38H201V37H200ZM207 38H208V37H207ZM233 38H235V37H233ZM247 38H248V37H247ZM16 39H17V38H16ZM18 39H19V40H18L19 42L24 41V42H22V43H24L25 46L28 45V42H27V43L25 42V39H27V38L22 37V38H21V39H23L22 41H20V38H18ZM28 39H30V38H28ZM38 39H40V38H38ZM48 39H49V38H48ZM63 39H64V38H63ZM82 39H83V38H82ZM113 39H114V38H113ZM131 39H132V38H131ZM131 39H130V40H131ZM173 39H174V38H173ZM180 39H181V38H180ZM209 39H210V38H209ZM211 39H212V38H211ZM211 39H210V40H211ZM216 39H217V38H216ZM235 39H236V38H235ZM240 39H241V38H240ZM41 40H42V39H41ZM61 40H62V39H61ZM69 40H70V39H69ZM76 40H77V37H76L75 41H76ZM99 40H100V39H99ZM99 40H98V41H99ZM120 40H121V39H120ZM133 40H135V39H132V41H133ZM138 40H139V39H138ZM144 40H146V39H144ZM162 40H163V39H162ZM170 40H172V39H170ZM181 40H182V39H181ZM185 40H186V39H185ZM188 40H189V39H188ZM207 40H208V39H207ZM249 40H250V39H249ZM263 40H264V39H263ZM82 41H83V40H82ZM84 41H85V40H84ZM88 41H90V40H88ZM115 41H116V40H115ZM136 41H137V40H136ZM139 41H140V40H139ZM179 41H180V40H179ZM186 41H187V40H186ZM189 41H190V40H189ZM236 41H237V40H235V42H236ZM245 41H246V38H245ZM256 41H257V39H256ZM258 41H259V40H258ZM36 42H37V41H36ZM38 42H39V41H38ZM69 42H70V41H69ZM94 42H95V41H94ZM116 42H117V41H116ZM151 42H152V41H151ZM177 42H178V41H177ZM181 42H182V41H181ZM197 42H198V40H197ZM200 42H201V41H200ZM229 42H230V41H229ZM231 42H232V41H231ZM2 43H3V42H2ZM30 43H31V42H30ZM32 43H34V42L32 41ZM50 43H51V42H50ZM58 43H59V41H58ZM63 43H65V42H63ZM81 43H82V42H81ZM114 43H115V42H114ZM132 43H134V42H132ZM162 43H163V42H162ZM164 43H165V42H164ZM187 43H188V42H187ZM189 43H190V42H189ZM217 43H218V41H217ZM221 43H222V42H221ZM221 43H220V44H221ZM3 44H4V43H3ZM8 44H9V43H8ZM17 44H18V43H17ZM19 44H20V43H19ZM26 44H27V45H26ZM73 44H74V43H73ZM78 44H79V43H78ZM139 44H140V43H139ZM201 44H202V43H201ZM213 44H215V43H213ZM213 44H212V45H213ZM224 44H225V43H224ZM233 44H234V43H233ZM68 45H69V43H68ZM68 45H67V46H68ZM83 45H86V43H84ZM91 45H92V43H91ZM208 45H209V44H208ZM212 45H209V46H212ZM225 45H226V44H225ZM253 45H254V44H253ZM263 45H264V44H263ZM1 46H2V44L0 45V47H1ZM33 46H35V45L32 44V47H33ZM80 46H81V44H80ZM80 46H79V47H80ZM93 46H94V45H93ZM93 46H92V47H93ZM96 46H97V45H96ZM115 46H116V45H115ZM124 46H125V45H124ZM140 46H141V45H140ZM180 46H181V44H180ZM205 46H206V45H205ZM221 46H222V45H221ZM237 46H238V44H237ZM248 46H249V45H248ZM2 47H3V46H2ZM18 47H19V46H18ZM29 47H31V46H29ZM36 47H37V46H36ZM83 47H84V46H83ZM88 47H89V46H88ZM92 47H91V48H92ZM133 47H134V46H133ZM141 47H142V46H141ZM161 47H162V46H161ZM168 47H170V46H168ZM181 47H182V46H181ZM201 47H202V46H201ZM219 47H220V46H219ZM219 47H218V48H219ZM239 47H240V46H239ZM239 47H238V48H239ZM252 47H253V46H252ZM254 47H255V46H254ZM20 48H21V45H20ZM24 48H26V47H24ZM34 48H35V47H34ZM38 48H39V47H38ZM64 48H65V47H64ZM72 48H73V47H72ZM72 48H71V49H72ZM86 48H87V47H86ZM119 48H120V47H119ZM125 48H126V47H125ZM146 48H148V47H146ZM146 48H144V50H145ZM162 48H163V47H162ZM175 48H176V46H175ZM186 48H187V45L185 46L184 49H186ZM198 48H199V46H198ZM208 48H209V47H208ZM208 48H207V49H208ZM225 48H226V46H225ZM245 48H246V47H245ZM1 49H2V48H1ZM12 49H13V48H12ZM22 49H23V45H22ZM26 49H29V48H26ZM26 49H25V50H26ZM35 49H36V48H35ZM49 49H50V48H49ZM58 49H59V48H58ZM60 49H61V48H60ZM71 49H70V50H71ZM130 49H131V48H130ZM132 49H133V48H132ZM134 49H135V48H134ZM134 49H133V51H134ZM142 49H143V48H142ZM151 49H152V48H151ZM164 49H165V48H164ZM204 49H205V47H204ZM207 49H206V50H207ZM209 49H210V48H209ZM212 49H213V48H212ZM234 49H235V48H234ZM234 49H233V50H234ZM240 49H241V48H240ZM31 50H32V48H31ZM39 50H40V49H39ZM39 50H38V51H39ZM79 50H80V49H79ZM83 50H84V49H83ZM97 50H98V49H97ZM117 50H118V49H117ZM137 50H138V49H137ZM146 50H147V49H146ZM146 50H145V51H146ZM154 50H156V49H154ZM215 50H217V49H215ZM215 50H214V49L212 50L213 53H214ZM218 50H219V49H218ZM225 50H226V49H225ZM233 50H232V51H233ZM237 50H239V49H237ZM237 50H235V51H237ZM241 50H242V49H241ZM254 50H255V49H254ZM44 51H45V50H44ZM64 51H65V50H64ZM85 51H86V50H85ZM92 51H93V50H92ZM125 51H126V50H125ZM147 51H148V50H147ZM147 51H146V52H147ZM167 51H168V50H167ZM180 51H181V50H180ZM184 51H185V50H184ZM204 51H205V50H204ZM209 51H210V50H209ZM212 51H211V52H212ZM220 51H221V49H220ZM222 51H223V50H222ZM250 51H251V50H250ZM2 52H5V54H7L5 49H4V51H2ZM2 52H1V54H2ZM26 52H27V50H26ZM26 52H24V53H26ZM70 52H72V51H70ZM98 52H100V51H98ZM102 52H103V51H102ZM113 52L115 53V50H114ZM127 52H128V51H127ZM140 52H141V51H140ZM153 52H154V51H153ZM169 52H170V51H169ZM169 52H168V53H169ZM172 52H173V51H172ZM175 52H176V51H175ZM186 52H187V51H186ZM193 52H194V51H193ZM201 52H202V50H201ZM216 52H217V51H216ZM223 52H224V51H223ZM253 52H254V51H253ZM16 53H17V52H16ZM18 53H19V52H18ZM37 53H39V52H37ZM42 53H43V52H42ZM55 53H56V52H55ZM73 53H74V51H73ZM151 53H152V52H151ZM151 53H150V54H151ZM156 53H157V52H156ZM161 53H162V52H161ZM164 53L166 54V52H164ZM164 53H163V54H164ZM170 53H171V52H170ZM173 53H174V52H173ZM178 53H179V52H178ZM195 53H196V52H195ZM204 53H205V52H204ZM207 53H208V52H207ZM217 53H218V52H217ZM225 53H227V52H225ZM242 53H244V52H242ZM1 54H0V55H1ZM27 54H31V52L28 51ZM27 54H26V55H27ZM45 54L47 55V53H45ZM49 54H50V53H49ZM100 54H101V53H100ZM100 54H99V55H100ZM106 54H107V53H106ZM142 54H143V53H142ZM152 54H153V53H152ZM159 54H160V53H159ZM159 54H158V55H159ZM175 54H176V53H175ZM183 54H184V53H183ZM193 54H194V53H193ZM202 54H203V52H202ZM223 54H224V53H223ZM228 54H229V53H228ZM230 54H231V53H230ZM247 54H250V53L248 52ZM8 55H9V52H8ZM8 55H7V56H8ZM52 55H54V54L52 53ZM60 55H61V54H60ZM64 55H65V54H64ZM87 55H88V54H87ZM95 55H97V54H95ZM95 55H94V56H95ZM153 55H155V54H153ZM153 55H152V56H153ZM177 55H178V54H177ZM177 55H176V56H177ZM208 55H209V54H208ZM231 55H232V54H231ZM233 55H234V54H233ZM242 55H243V54H242ZM28 56H29V55H28ZM28 56H27V58H28ZM30 56H31V55H30ZM79 56H80V55H79ZM83 56H84V54H83ZM91 56H92V55H90V57H91ZM100 56L102 57V55H100ZM112 56H114V55H112ZM147 56H148V55H147ZM149 56H151V55H149ZM169 56H170V55H169ZM186 56H187V55H186ZM228 56H229V55H228ZM240 56H241V55H240ZM262 56H263V55H262ZM0 57L3 58L2 55H1ZM14 57H15V56H14ZM55 57H56V55H55ZM61 57H62V56H60L59 58H61ZM65 57H66V56H65ZM65 57L63 56L62 58L65 59ZM73 57H74V56H73ZM87 57H88V56H87ZM92 57H93V56H92ZM92 57H91V58H92ZM107 57H108V55H107ZM115 57H116V56H115ZM117 57H118V56H117ZM153 57H154V56H153ZM158 57H159V56H158ZM163 57H164V56H163ZM165 57H166V55H165ZM193 57H194V56H193ZM193 57H192V58H193ZM231 57H232V56H231ZM231 57H230V58H231ZM6 58H7V57H6ZM22 58H23V57H22ZM53 58H54V57H53ZM59 58H57V60L60 61ZM71 58H72V57H71ZM71 58H70V60L73 61V60H72L73 58H72V59H71ZM85 58H86V57H85ZM99 58H100V57H99ZM99 58H98V59H99ZM113 58H114V57H113ZM113 58H112V59H113ZM120 58H121V57H120ZM124 58H125V57H124ZM154 58H155V57H154ZM233 58H234V56H233ZM242 58H244V57H242ZM245 58H246V56H245ZM245 58H244V59H245ZM254 58H255V56H254ZM17 59H18V58H17ZM49 59H50V60H49ZM49 59H48V61H49V62L51 61V62L53 63V65H56V64H57V63L54 64L55 62H53V61H55L56 59H55V60L53 59V61H52L51 58H49ZM67 59H68V57H67ZM67 59H66V60H67ZM87 59H88V58H87ZM89 59H90V58H89ZM95 59H96V58H95ZM143 59H144V57H143ZM159 59H160V58H159ZM177 59H178V56H177ZM217 59H218V58H217ZM3 60H4V59H3ZM29 60H30V58H29ZM70 60H69V62H70ZM77 60H78V59H77ZM102 60H103V58H102ZM116 60H117V59H116ZM118 60H119V59H118ZM127 60H128V58H127ZM139 60H140V59H139ZM145 60H146V58H145ZM182 60H184V59H182ZM191 60H192V59H191ZM213 60H214V59H213ZM0 61H1V60H0ZM6 61H7V60H6ZM21 61H22V60H21ZM41 61H42V60H41ZM41 61H40V63H41ZM48 61H47V63H46V61H45V59H44V62H45L46 64L49 63ZM61 61L63 62V60H61ZM86 61H87V60H86ZM95 61H96V60H95ZM95 61H94V62H95ZM100 61H101V60H100ZM119 61H120V60H119ZM131 61H132V59H131ZM160 61H162V60H160ZM178 61H179V60H178ZM216 61H217V60H216ZM4 62H5V61H4ZM16 62H17V61H16ZM16 62H15V63H16ZM23 62H24V61H23ZM25 62L27 63V61H25ZM29 62H30V61H28V63H29ZM84 62H85V60H84ZM89 62H90V61H89ZM89 62H88L87 64H89ZM107 62H109V61H107ZM111 62H112V61H111ZM132 62H133V61H132ZM138 62H139V61H138ZM138 62H137V63H138ZM163 62H164V61H163ZM172 62H173V61H172ZM179 62H180V61H179ZM184 62H185V61H184ZM232 62L234 63V61H232ZM244 62H245V61H244ZM253 62H254V61H253ZM263 62H264V61H263ZM5 63H6V62H5ZM28 63H27L26 65H28V68H29L30 64H28ZM30 63H31V62H30ZM92 63H93V62H92ZM99 63H100V62H99ZM113 63H114V62H113ZM123 63H126V62H123ZM133 63H134V62H133ZM175 63H176V62H175ZM180 63H181V62H180ZM1 64H2V63H1ZM24 64H25V63H24ZM37 64H38V63H37ZM66 64H67V63H66ZM85 64H86V63H85ZM97 64H98V63H97ZM118 64H121V63H118ZM118 64H117V65H118ZM129 64H130V63H129ZM143 64H145L144 61H143ZM150 64H151V63H150ZM182 64H183V63H182ZM201 64H202V63H201ZM231 64H232V63H231ZM246 64H247V63H246ZM248 64H249V63H248ZM257 64H258V63H257ZM6 65H7V64H6ZM16 65H17V64H16ZM26 65H25V66H26ZM39 65H40V64H39ZM43 65H44V64H43ZM76 65H77V64H76ZM93 65H94V64H93ZM111 65H112V63H111ZM115 65H116V64H115ZM165 65H167V64H165ZM175 65H176V64H175ZM190 65H191V64H190ZM193 65H194V64H193ZM198 65H199V64H198ZM235 65H236V64H235ZM242 65H243V64H242ZM1 66H2V65H1ZM17 66H18V65H17ZM23 66H24V65H23ZM25 66H24V67H25ZM44 66H45V65H44ZM74 66H75V65H74ZM84 66H86V65H84ZM95 66H96V65H95ZM113 66H114V64H113ZM151 66H152V65H151ZM156 66H157V65H156ZM254 66H255V65H254ZM254 66H253V67H254ZM6 67H7V66H6ZM19 67H20V66H19ZM38 67H39V66H38ZM38 67H37V68H38ZM49 67L52 68L53 66H51V64H50ZM64 67H65V66H64ZM79 67H80V66H79ZM88 67H89V66H88ZM109 67H110V66H109ZM116 67H118V66H116ZM116 67H115V68H116ZM125 67H126V65H125L123 68H125ZM131 67H132V66H131ZM131 67H130V68H131ZM138 67H139V65H138ZM140 67H141V64H140ZM158 67H159V65H158ZM175 67H176V66H175ZM185 67H186V66H185ZM226 67H228V66H226ZM231 67H232V65H231ZM231 67H229V68H231ZM233 67H234V66H233ZM236 67H237V66H236ZM4 68H5V67H4ZM15 68H16V67H15ZM28 68H27V69H28ZM34 68H35V67H34ZM41 68H42V67H41ZM45 68H46V67H45ZM47 68H48V67H47ZM56 68H57V65H56ZM68 68H69V67H68ZM73 68H74V67H73ZM85 68H86V67H85ZM97 68H98V67H97ZM97 68H96V69H97ZM136 68H137V67H136ZM136 68H135V69H136ZM141 68H142V67H141ZM141 68H139V69H141ZM177 68H178V67H177ZM243 68H245V67L243 66ZM261 68L264 69V65H263V67H261ZM1 69H2V68H1ZM7 69H8V68H7ZM11 69H12V68H11ZM18 69H20V68H18ZM58 69H59V67H58ZM65 69H66V68H65ZM83 69H84V68H83ZM106 69H107V66H106ZM106 69H105V70H106ZM118 69H119V71H120V68L118 67V68H117L116 70H114L113 72H115V71L117 72ZM156 69H157V67H156ZM167 69H168V68H167ZM196 69H197V68H196ZM237 69H238V68H237ZM257 69H258V68H257ZM13 70H14V69H13ZM13 70H12V71H13ZM28 70H29V69H28ZM33 70H34V69H33ZM41 70H42V69H41ZM69 70H70V69H69ZM88 70H89V69H88ZM94 70H95V69H94ZM123 70H124V69H123ZM125 70H126V69H125ZM137 70H138V69H137ZM157 70H161V69H157ZM178 70H179V69H178ZM222 70H223V69H222ZM222 70H221V71H222ZM232 70H234V69H232ZM232 70H231V71H232ZM242 70H244V69H242ZM260 70H261V69H260ZM6 71H7V70H6ZM17 71H18V70H17ZM39 71H40V70H39ZM66 71H67V70H66ZM80 71H81V69H80ZM85 71H87V70L85 69ZM85 71H84V72H85ZM132 71H133V73H134V70H132ZM138 71H140V70H138ZM141 71H142V69H141ZM144 71H145V70H144ZM147 71H148V70H147ZM150 71H151V70H150ZM194 71H195V70H194ZM199 71H200V70H199ZM211 71H212V70H211ZM221 71H220V72H221ZM235 71H236V69H235ZM246 71H247V70H246ZM255 71H257V70H255ZM261 71H262V70H261ZM1 72H2V71H1ZM21 72H22V71H21ZM28 72H29V71H28ZM42 72H44V71H42ZM64 72H65V71H64ZM92 72H93V70H92ZM96 72H97V71H96ZM121 72H122V71H121ZM123 72H124V71H123ZM125 72H126V71H125ZM125 72H124V73H125ZM128 72H129V69H128ZM135 72H136V71H135ZM155 72H156V71H155ZM155 72H153L154 75H157V74H155ZM157 72H158V71H157ZM160 72H161V71H160ZM167 72H168V71H167ZM185 72H186V71H185ZM238 72L240 73V71H238ZM242 72H243V71H242ZM248 72H249V71H248ZM248 72H247V73H248ZM252 72H253V69H252ZM14 73H15V72H14ZM45 73H47V72H45ZM50 73H51V72H50ZM53 73H54V71H53ZM60 73H61V71H60ZM85 73H86V72H85ZM107 73H108V72H107ZM111 73H112V72H111ZM131 73H132V72H131ZM131 73H130V74H131ZM137 73H138V72H137ZM137 73H136V74H137ZM141 73H142V72H141ZM144 73H145V72H144ZM162 73H163V72H162ZM170 73H171V72H170ZM170 73H169V74H170ZM188 73L190 74L189 71H188ZM198 73H199V72H198ZM247 73H246V74H247ZM257 73H258V72H257ZM6 74H7V72H6ZM11 74H12V73H10V75H11ZM42 74H43V73H42ZM58 74H59V73H58ZM65 74H66V73H65ZM74 74H75V73H74ZM76 74H77V73H76ZM80 74H81V73H80ZM82 74H84V73H82ZM104 74H106V73H104ZM121 74H122V73H121ZM121 74H120V75H121ZM127 74L129 75V73H127ZM147 74H148V73H147ZM177 74H178V73H177ZM189 74H188L187 77H189ZM225 74H226V73H225ZM225 74H224V75H225ZM241 74H242V73H241ZM251 74H252V73H251ZM7 75H8V74H7ZM25 75H26V73H25ZM28 75H29V74H28ZM60 75H61V74H60ZM70 75H71V74H70ZM84 75H85V74H84ZM96 75L98 76V74H96ZM106 75H107V74H106ZM106 75H105V76H106ZM118 75H119V74H118ZM120 75H119V76H120ZM125 75H126V73H125ZM139 75H140V74H139ZM160 75H161V74H160ZM160 75H158V76H160ZM181 75H182V74H181ZM190 75H192V74H190ZM196 75H197V74H196ZM198 75H199V74H198ZM198 75H197V77H199ZM201 75H204V74L201 73ZM229 75H230V74H229ZM2 76H3V75H2ZM2 76H0V77H2ZM40 76H41V74H40ZM46 76H47V75H46ZM51 76H52V75H50L49 78H50ZM54 76H55V75H54ZM54 76H53V77H54ZM79 76H80V75H79ZM81 76H82V75H81ZM97 76H96V77H97ZM107 76H108V75H107ZM112 76H113V74H112ZM126 76H127V75H126ZM130 76H131V75H130ZM142 76H143V75H142ZM152 76H153V74H152ZM171 76H172V73H171ZM171 76H170V77H171ZM218 76H219V74H218ZM234 76H235V73H234ZM237 76H238V75H237ZM239 76H240V75H239ZM5 77H6V76H5ZM22 77H24V76H22ZM25 77H26V76H25ZM38 77H39V75H38ZM55 77H56V76H55ZM59 77H61V76H59ZM62 77H63V76H62ZM62 77H61V78H62ZM71 77H72V76H71ZM77 77H78V76H77ZM86 77H87V76H86ZM90 77H91V76H90ZM110 77H111V74H110ZM114 77H115V76H114ZM114 77H113V79H114ZM132 77H133V76H132ZM137 77H138V76H137ZM155 77H156V76H155ZM194 77H195V76H194ZM200 77H202V76H200ZM203 77H204V76H203ZM203 77H202V79H203ZM216 77H217V76H216ZM224 77H225V76H224ZM245 77H246V76H245ZM248 77H250L249 74H248ZM262 77H263V76H262ZM43 78H44V77H43ZM46 78H47V77H46ZM78 78H79V77H78ZM102 78H103V76H102ZM139 78H140V77H139ZM142 78H143V77H142ZM162 78H163V77H162ZM164 78H165V76H164ZM164 78H163V79H164ZM166 78H167V77H166ZM172 78H173V76H172ZM178 78H179V76H178ZM181 78H183V77L181 76ZM189 78H193V77L190 76ZM227 78H228V77H227ZM240 78H241V76H240ZM3 79H5V78H3ZM10 79L12 80L13 78H10ZM50 79H51V78H50ZM52 79H53V78H52ZM57 79H58V78H57ZM68 79H69V78H68ZM79 79H80V78H79ZM83 79H84V78H82V80H83ZM89 79H90V78H89ZM97 79H98V78H97ZM97 79H96V81H97ZM116 79H117V78H116ZM118 79H120V78H118ZM136 79H137V78H136ZM136 79H134V80H136ZM143 79H145V78H143ZM146 79H147V78H146ZM168 79H169V81H170L171 78H168ZM196 79H198V78H196ZM196 79H194V80L196 81ZM225 79H226V78H225ZM242 79H243V78H242ZM246 79H247V78H246ZM258 79H259V77H258ZM14 80H15V79H14ZM48 80H49V79H47V81H48ZM53 80L55 81L56 79L54 78ZM90 80H91V79H90ZM124 80H125V78H124ZM130 80H131V79H130ZM137 80H138V79H137ZM189 80H190V79H189ZM199 80L202 81L201 79H199ZM204 80H205V79H204ZM6 81H7V80H6ZM19 81H20V80H19ZM24 81H25V80H24ZM26 81H27V80H26ZM54 81H53V82H54ZM57 81H58V80H57ZM72 81H73V80H72ZM74 81H75V80H74ZM79 81H80V80H79ZM93 81H94V80H93ZM102 81H103V79H102ZM118 81H119V80H118ZM151 81H152V79H151ZM174 81H175V80H174ZM179 81H180V80H179ZM182 81H183V80H182ZM186 81H187V80H186ZM190 81H191V80H190ZM192 81H193V79H192ZM192 81H191V82H192ZM197 81H198V80H197ZM233 81H234V80H233ZM249 81H250V80H249ZM253 81H254V79H253ZM258 81H259V80H258ZM21 82H22V81H21ZM60 82H61V79H60L59 83H60ZM94 82H95V81H94ZM116 82H117V81H116ZM132 82H133V81H132ZM136 82H137V81H136ZM139 82H140V79H139ZM143 82H144V81H143ZM149 82H150V81H149ZM155 82H157V81H155ZM159 82H161V81H159ZM164 82H165V81H164ZM183 82H184V81H183ZM203 82H204V81H203ZM6 83H7V82H6ZM17 83H18V81H17ZM55 83H56V81H55ZM57 83H58V82H57ZM61 83H64V81L61 82ZM61 83H60V84H61ZM73 83H74V82H73ZM113 83H114V82H113ZM129 83H131V82H129ZM134 83H135V82H134ZM137 83H138V82H137ZM169 83H170V82H169ZM197 83H198V82H197ZM201 83H202V82H201ZM210 83H211V82H210ZM212 83H215V82H212ZM234 83H235V82H234ZM239 83H240V82H239ZM248 83H249V82H248ZM259 83H260V82H259ZM262 83H263V85H264V82H261V84H262ZM12 84H13V82H12ZM44 84H45V83H44ZM82 84H83V83H82ZM89 84H90V83H89ZM102 84H103V83H102ZM104 84H105V83H104ZM120 84H121V83H120ZM127 84H128V83H127ZM138 84H139V83H138ZM150 84H151V82H150ZM154 84H156V83H154ZM157 84H158V83H157ZM157 84H156V86H157ZM174 84H175V83H174ZM185 84H186V83H185ZM191 84H192V83H191ZM202 84H203V83H202ZM228 84H229V83H228ZM228 84H227V85H228ZM231 84H232V83H231ZM235 84H236V83H235ZM246 84H247V83H246ZM253 84H254V83H253ZM253 84H250L251 87L254 86ZM13 85H14V84H13ZM55 85H56V84H55ZM130 85H131V84H130ZM135 85H136V84H135ZM139 85H140V84H139ZM141 85H142V84H141ZM159 85H160V84H159ZM163 85H165V84H163ZM163 85H162V86H163ZM170 85H171V84H170ZM183 85H184V84H183ZM183 85H181V86H183ZM194 85H195V83H194ZM248 85H249V84H248ZM248 85H247V86H248ZM3 86H4V85H3ZM3 86H2V87H3ZM14 86H16V85H14ZM57 86H58V85H57ZM64 86H65V85H64ZM64 86H62V87H64ZM85 86H86V85H85ZM110 86H111V85H110ZM110 86H109V87H110ZM115 86H116V84H115ZM119 86H120V85H119ZM124 86H125V85H124ZM124 86H123V87H124ZM143 86H144V85H143ZM149 86H150V85H147V87H149ZM152 86H153V85H152ZM152 86H151V88H152ZM162 86H161V89H162ZM243 86H244V85H243ZM255 86H256V85H255ZM53 87H54V86H53ZM59 87H60V86H59ZM83 87H84V86H83ZM112 87H113V86H112ZM120 87H121V86H120ZM147 87H146V88H147ZM183 87H184V86H183ZM189 87H190V86H189ZM189 87H188V88H189ZM193 87H194V86H193ZM5 88H6V87H5ZM17 88H18V87H17ZM78 88H80V87H78ZM84 88H85V87H84ZM97 88H98V87H97ZM97 88H96V89H97ZM101 88H102V87H101ZM101 88H100V89H101ZM127 88H128V87H127ZM127 88L124 89V90H128ZM133 88H134V87H133ZM136 88H137V87H136ZM163 88H166V87L163 86ZM168 88H169V86H168ZM177 88H178V86H177ZM185 88H186V87H185ZM198 88H199V87H198ZM210 88H211V87H210ZM213 88H214V90H215V86H214ZM224 88H225V87H224ZM226 88H227V87H226ZM226 88H225V90H226ZM228 88H229V87H228ZM257 88H258V89H257V92H258V91H259V87H257ZM263 88H264V87H263ZM12 89H14V88H12ZM50 89H51V88H50ZM50 89H49V90H50ZM54 89H55V88H54ZM58 89H59V88H58ZM62 89H63V88H62ZM93 89H94V88H92V90H93ZM129 89H130V87H129ZM148 89H149V88H148ZM161 89H159V90H160V92L162 93ZM174 89H175V88H174ZM207 89H208V88H207ZM207 89H206V90H207ZM217 89H218V85H217V87H216V91H217ZM235 89H236V88H235ZM240 89H241V88H240ZM252 89H254V88H251V90H252ZM3 90H4V89H3ZM14 90H15V89H14ZM18 90H19V89H18ZM37 90H38V89H37ZM77 90H78V89H77ZM132 90H133V89H132ZM134 90H135V89H134ZM137 90H138V89H137ZM141 90H142V89H141ZM149 90H150V89H149ZM159 90L157 89V91H159ZM167 90H168V89H167ZM169 90H170V89H169ZM200 90H201V89H200ZM218 90H219V89H218ZM220 90H221V89H220ZM223 90H224V89H223ZM229 90H231V89H229ZM242 90H243V89H242ZM242 90H241V91H242ZM246 90H247V89H246ZM9 91H10V90H9ZM12 91H13V90H12ZM12 91H11V92H12ZM50 91H51V90H50ZM55 91H56V90H55ZM102 91H103V90H102ZM109 91H111V90L109 89ZM116 91H117V90H116ZM139 91H140V90H139ZM163 91H164V89H163ZM202 91H203V90H202ZM241 91H240V92H241ZM247 91H250V89L247 90ZM255 91H256V90H255ZM263 91H264V90H263ZM52 92H53V91H52ZM105 92H106V91H105ZM112 92H113V91H112ZM114 92H115V91H114ZM121 92H122V91H121ZM125 92H127V91H125ZM128 92H129V91H128ZM136 92H137V91H136ZM154 92H155V91H154ZM164 92H165V91H164ZM164 92H163V93H164ZM211 92H212V91H211ZM217 92H218V91H217ZM3 93H4V92H2V94H3ZM56 93H57V92H56ZM97 93H98V92H97ZM97 93H96V94H97ZM102 93H103V92H102ZM102 93H101V94H102ZM119 93H120V92H119ZM130 93H131V91L129 92V94H130ZM152 93H153V92H152ZM181 93H183V92H181ZM199 93H200V92H199ZM233 93H234V92H233ZM247 93H248V92H247ZM250 93H251V92H250ZM258 93H259V92H258ZM20 94H21V93H20ZM45 94H46V93H45ZM54 94H55V93H54ZM54 94H53V95H54ZM108 94H109V92H108ZM110 94H111V93H110ZM117 94H118V92H117ZM129 94H128V95H129ZM137 94H138V93H137ZM150 94H151V93H150ZM150 94H149V95H150ZM156 94H157V92H156ZM159 94H160V93H159ZM172 94H173V91H172ZM187 94H188V93H187ZM201 94H202V93H201ZM219 94H220V92H219ZM231 94H232V93H231ZM240 94H241V93H240ZM253 94H254V93H253ZM21 95H22V94H21ZM58 95H59V94H58ZM91 95H92V94H91ZM103 95H105V94H103ZM115 95H116V94H115ZM121 95H122V93H121ZM123 95H124V94H123ZM128 95H127V97H129ZM157 95H158V94H157ZM174 95H176V93H174ZM178 95H179V94H177V96H178ZM228 95H229V91H228ZM3 96H4V95H3ZM22 96H23V95H22ZM22 96H21V97H22ZM39 96H40V93H39ZM43 96H44V95H43ZM43 96H42V97H43ZM49 96H50V95H49ZM107 96H108V95H107ZM117 96H118V95H117ZM137 96H138V95H137ZM159 96H160V95H159ZM159 96H158V97H159ZM163 96H164V95H163ZM167 96H168V95H167ZM172 96H173V95H172ZM201 96H202V95H201ZM201 96H200V97H201ZM211 96H212V95H211ZM238 96H239V95H238ZM255 96H257V95L255 94ZM255 96H254V97H255ZM6 97H7V96H6ZM25 97H27V96L25 95ZM73 97H74V96H73ZM105 97H106V96H104V98H105ZM110 97H111V96H110ZM170 97H171V95H170ZM180 97H181V96H180ZM190 97H191V96H190ZM225 97H226V96H225ZM234 97H235V96H234ZM234 97H233V98H234ZM242 97H243V96H242ZM260 97H261V96H260ZM1 98H2V96H1ZM15 98H16V97H15ZM22 98H23V97H22ZM52 98H53V97H52ZM65 98H66V97H65ZM78 98H79V97H78ZM100 98H101V97H100ZM113 98H114V96H113ZM117 98H118V97H117ZM125 98H126V97H125ZM143 98H144V97H143ZM150 98H151V95H150L149 99H150ZM171 98H172V97H171ZM174 98H175V97H174ZM198 98H199V97H198ZM231 98H232V97H231ZM261 98H262V97H261ZM45 99H46V98H45ZM89 99H90V98H89ZM89 99H88V100H89ZM108 99H109V98H108ZM123 99H124V98H123ZM126 99H127V98H126ZM132 99H133V96H132ZM141 99H142V98H141ZM141 99H139V100H141ZM147 99H148V95H147ZM167 99H168V98H167ZM172 99H173V98H172ZM178 99H179V98L177 97V100H178ZM226 99H227V98H226ZM226 99H225V100H226ZM236 99H237V98H236ZM236 99H235V101H237ZM241 99H242V98H241ZM23 100H24V99H23ZM41 100H42V99H41ZM54 100H55V99H54ZM57 100H58V99H57ZM79 100H80V99H79ZM100 100H101V99H100ZM117 100H118V99H117ZM120 100H121V99H120ZM190 100H191V99H190ZM229 100H230V99H229ZM249 100H250V99H249ZM256 100H257V99H256ZM5 101H6V100H5ZM60 101H61V100H60ZM60 101H59V102H60ZM109 101H110V100H109ZM121 101H122V100H121ZM132 101H133V100H132ZM150 101H151V99H150ZM154 101H155V100H154ZM157 101H158V100H157ZM157 101H156V103H157ZM243 101H244V100H243ZM258 101H259V100H258ZM258 101H257V102H258ZM38 102H39V100H38ZM43 102H44V101H43ZM53 102H54V101H53ZM56 102H57V101H56ZM66 102H67V101H66ZM70 102H71V101H70ZM79 102H80V101H79ZM107 102H108V101H107ZM119 102H120V101H119ZM126 102H127V101H126ZM137 102H138V101H137ZM148 102H149V101H148ZM151 102H152V101H151ZM173 102H174V101H173ZM182 102H183V101H182ZM194 102H195V101H194ZM208 102H209V101H208ZM214 102H215V101H214ZM260 102H261V101H260ZM2 103H3V102H2ZM62 103H64V101H63ZM89 103H90V101H89ZM104 103H106V102H104ZM113 103H114V102H112V104H113ZM129 103H130V101H129ZM152 103H153V102H152ZM152 103H151V105H152ZM190 103H191V102H190ZM203 103H204V102H203ZM247 103H248V102H247ZM3 104H4V103H3ZM6 104H7V103H6ZM13 104H14V103H13ZM42 104H43V103H42ZM56 104H57V103H56ZM73 104H74V103H73ZM75 104H76V103H75ZM77 104H79V103H77ZM102 104H103V103H102ZM117 104H118V103H117ZM131 104H132V102H131ZM134 104H135V103H134ZM139 104H140V103H139ZM149 104H150V103H149ZM149 104H148L147 106H151V105H149ZM159 104H160V102H159ZM182 104H183V103H181V105H182ZM195 104H196V103H195ZM195 104H194V105H195ZM204 104H205V103H204ZM204 104H202V105H204ZM220 104H221V103H220ZM224 104H225V103H224ZM229 104H233V103H229ZM229 104H228L227 106H229ZM235 104H236V102H235ZM245 104H246V103H245ZM14 105H15V104H14ZM20 105H21V104H20ZM45 105H46V103H45ZM58 105H59V104H58ZM87 105H88V104H87ZM105 105H106V104H105ZM172 105H173V104H172ZM179 105H180V104H179ZM197 105H198V104H197ZM258 105H259V104H258ZM4 106H5V105H4ZM4 106H3V107H4ZM7 106H8V104H7ZM11 106H12V105H11ZM42 106L44 107V105H41V107H42ZM63 106H64V105H63ZM63 106H62V107H63ZM69 106H70V105H69ZM73 106H74V105H73ZM91 106H92V105H91ZM99 106H100V105H99ZM103 106H104V105H103ZM108 106H109V105H108ZM113 106H114V105H113ZM116 106H117V105H116ZM124 106H125V104H124ZM136 106H137V105H136ZM141 106H142V105H141ZM154 106H155V105H154ZM154 106H153V107H154ZM156 106H157V105H156ZM182 106H183V105H182ZM184 106H185V105H184ZM209 106H210V104H209ZM220 106H221V105H220ZM230 106H231V105H230ZM234 106H235V105H234ZM236 106H237V105H236ZM244 106H245V105H244ZM12 107H13V106H12ZM55 107H56V105H55ZM59 107H60V106H59ZM65 107H66V106H65ZM65 107H64V108H65ZM120 107H122V106H120ZM145 107H146V105H145ZM170 107H171V106H170ZM192 107H193V106H192ZM192 107H191V108H192ZM204 107H205V106H204ZM231 107H232V106H231ZM15 108H16V107H15ZM73 108H74V107H73ZM83 108H84V107H83ZM83 108H82V109H83ZM92 108H93V107H92ZM110 108H112V107H110ZM115 108H116V107L114 106V109H115ZM149 108H150V107H149ZM159 108H160V107H159ZM159 108H158V109H159ZM187 108H188V107H187ZM198 108H199V107H198ZM209 108H210V107H209ZM209 108H208V109H209ZM242 108H243V107H242ZM10 109H11V108H10ZM13 109H14V108H13ZM24 109H25V108H24ZM24 109H23V110H24ZM30 109H31V108H30ZM40 109H42V108H40ZM62 109H63V108H62ZM74 109H76V108H74ZM103 109H104V108H103ZM107 109H108V107H107ZM112 109H113V108H112ZM112 109H110V110H112ZM122 109L124 110V108H122ZM134 109H135V108H134ZM134 109H133V110H134ZM151 109H152V108H151ZM154 109H155V108H154ZM161 109H163V108L161 107ZM165 109H166V108H165ZM173 109H174V108H173ZM175 109H176V108H175ZM192 109H193V108H192ZM195 109H196V108H195ZM202 109H203V108H202ZM206 109H207V108H206ZM208 109H207V110H208ZM211 109H212V108H211ZM218 109H219V108H218ZM218 109H217V110H218ZM223 109H224V107H223ZM250 109H251V108H250ZM6 110H7V109H6ZM18 110H19V109H18ZM42 110H43V109H42ZM72 110H73V109H72ZM76 110H77V109H76ZM83 110H84V109H83ZM91 110H92V109H91ZM91 110H90V111H91ZM104 110H105V109H104ZM120 110H121V109H120ZM139 110H142V109H139ZM147 110H148V109H147ZM179 110H180V109H179ZM182 110H183V109H182ZM188 110H189V109H188ZM209 110H210V109H209ZM235 110H236V109H235ZM235 110H233V111H235ZM240 110H241V109H240ZM243 110H244V109H243ZM243 110H242V111H243ZM254 110H255V109H254ZM8 111H9V110H8ZM10 111H11V110H10ZM64 111H65V110H64ZM70 111H71V110H70ZM70 111H69V112H70ZM100 111H101V110H100ZM121 111H122V110H121ZM144 111H145V110H144ZM153 111H154V110H153ZM155 111H157V110H155ZM159 111H160V109H159ZM168 111H169V110H168ZM201 111H202V110H201ZM204 111H205V109H204ZM231 111H232V110H230V112H231ZM236 111H237V110H236ZM245 111H246V109H245ZM247 111H248V110H247ZM20 112H22V111L20 110ZM29 112H30V110H29ZM37 112H38V111H37ZM107 112H108V111H107ZM113 112H115V111H113ZM113 112H112V113H113ZM127 112H128V111H127ZM131 112H132V111H131ZM140 112H141V111H140ZM161 112H162V110H161ZM187 112H188V111H187ZM189 112H191V111H189ZM189 112H188V113H189ZM192 112H194V111L192 110ZM1 113H2V111H1ZM1 113H0V114H1ZM3 113H4V112H3ZM11 113H13V112H11ZM15 113H16V112H15ZM17 113H18V112H17ZM22 113H23V112H22ZM54 113H55V112H54ZM66 113H68V112H66ZM70 113H71V112H70ZM70 113H69V114H70ZM75 113H76V112H75ZM149 113H151V112H149ZM159 113H160V112H159ZM173 113H174V112H173ZM180 113H181V112H180ZM197 113H198V112H197ZM217 113H218V112H217ZM223 113H224V112H223ZM225 113H226V111H225ZM227 113H228V112H227ZM231 113H232V112H231ZM236 113H237V112H236ZM241 113H242V112H241ZM247 113H248V112H247ZM253 113H254V111H253ZM5 114H6V113H5ZM8 114H9V113H8ZM8 114H7V116H9ZM18 114H19V113H18ZM27 114H28V113H27ZM56 114H57V112H56ZM61 114H62V112H61ZM72 114H73V113H72ZM91 114H92V113H91ZM93 114H94V113H93ZM103 114H104V113H103ZM121 114H122V113H121ZM126 114H127V113H126ZM140 114H141V113H140ZM140 114H138V116H139ZM151 114H152V113H151ZM160 114H161V113H160ZM165 114H166V112H165ZM176 114H177V113H176ZM201 114H203V113H201ZM205 114H206V113H205ZM210 114H211V113H210ZM238 114H239V112H238ZM250 114H251V113H250ZM23 115H24V113H23ZM73 115H74V114H73ZM73 115H72V116H73ZM86 115H87V114H86ZM110 115H111V114H110ZM119 115H120V113H119ZM136 115H137V114H136ZM143 115H144V114H143ZM154 115H155V113H154ZM162 115H163V114H162ZM174 115H175V114H173V116H174ZM186 115H187V114H186ZM186 115H185V116H186ZM227 115H228V114H227ZM229 115H230V113H229ZM0 116H1V115H0ZM4 116H5V115H4ZM7 116H5V117L7 118ZM17 116H18V115H17ZM62 116H63V114H62ZM67 116H69V115H67ZM75 116H76V115H75ZM125 116H126V115H125ZM125 116H124V117H125ZM144 116H146V115H144ZM155 116H156V115H155ZM155 116H154V117H155ZM164 116H165V115H164ZM177 116H179V114H178ZM191 116H192V115H191ZM198 116H199V115H198ZM206 116H207V115H206ZM224 116H226V115L224 114ZM233 116H234V114H233ZM263 116H264V115H263ZM5 117H4V118H5ZM19 117H22V116L19 115ZM63 117H64V116H63ZM122 117H123V116H121V118H122ZM126 117H127V116H126ZM126 117H125V119H126ZM141 117H142V116H140V118H141ZM152 117H153V116H152ZM165 117H166V116H165ZM183 117H184V116H183ZM222 117H223V116H222ZM236 117H237V116H236ZM236 117H235V118H236ZM257 117H258V116H257ZM260 117H261V116H260ZM260 117H259V118H260ZM9 118H11V117H9ZM138 118H139V117H138ZM143 118H144V117H143ZM150 118H151V117H150ZM187 118H188V117H187ZM187 118H186V119H187ZM194 118H195V117H194ZM210 118H211V117H210ZM216 118H217V117H216ZM232 118H233V117H232ZM242 118H244V117H242ZM242 118H241V119H242ZM248 118H249V117H248ZM250 118H251V117H250ZM250 118H249V119H250ZM7 119H8V118H7ZM19 119H20V118H19ZM37 119H38V118H37ZM147 119H148V118H147ZM147 119H146V121H147ZM180 119H181V118H180ZM180 119H179V120H180ZM182 119H183V118H182ZM217 119H218V118H217ZM226 119H227V118H226ZM230 119H231V118H230ZM245 119H246V117H245ZM257 119H258V118H257ZM262 119H263V118H262ZM8 120H9V119H8ZM38 120H39V119H38ZM48 120H49V119H48ZM61 120H62V119H61ZM90 120H91V119H90ZM95 120H96V119H95ZM97 120H98V119H97ZM135 120H136V119H135ZM140 120H141V119H140ZM142 120H143V119H142ZM144 120H145V119H144ZM233 120H234V118H233ZM233 120H232V121H233ZM236 120H237V119H236ZM238 120H239V119H238ZM254 120H255V119H254ZM4 121H5V120H4ZM4 121H3V122H4ZM20 121H22V118L20 119ZM70 121H71V120H70ZM74 121H75V120H74ZM76 121H77V120H76ZM88 121H89V120H88ZM91 121H92V120H91ZM125 121H127V120H125ZM150 121H151V120H150ZM166 121H167V120H166ZM170 121H171V120H170ZM172 121H173V119H172ZM174 121L176 122V119H175ZM180 121H181V120H180ZM185 121H186V120H185ZM206 121H207V120H206ZM211 121H212V120H211ZM214 121H215V120H214ZM216 121H217V120H216ZM229 121H230V120H229ZM245 121H246V120H245ZM256 121H257V120H256ZM16 122H17V121H16ZM16 122H15V123H16ZM40 122H41V121H40ZM106 122H107V121H106ZM118 122H120V121H118ZM137 122H138V121H137ZM156 122H157V121H156ZM192 122H193V121H192ZM212 122H213V121H212ZM252 122H254V121H252ZM252 122H251V123H252ZM261 122H263V121H261ZM8 123H9V122H8ZM18 123H19V121H18ZM55 123H56V122H55ZM74 123H75V122H74ZM78 123H79V122H78ZM94 123H95V122H94ZM111 123H112V122H111ZM127 123H128V122H127ZM141 123H143V122H141ZM149 123H150V122H149ZM167 123H168V122H167ZM170 123H171V122H170ZM236 123H238V122H236ZM0 124H1V123H0ZM96 124H97V123H96ZM96 124H95V125H96ZM104 124H105V123H104ZM143 124H145V122H144ZM158 124H159V123H158ZM168 124H169V123H168ZM173 124H174V123H173ZM224 124H225V123H224ZM238 124H239V123H238ZM238 124H237V125H238ZM252 124H253V123H252ZM257 124H258V123H257ZM261 124H262V123H261ZM6 125H7V124H6ZM16 125H17V124H16ZM68 125H69V124H68ZM72 125H73V124H72ZM77 125H79V124H77ZM91 125H92V124H91ZM102 125H103V124H102ZM148 125H149V124H148ZM152 125H153V124H152ZM162 125H163V124H162ZM170 125H172V124H169V126H170ZM174 125H175V124H174ZM181 125H182V124H181ZM213 125H214V124H213ZM213 125H212V126H213ZM228 125H229V124H228ZM235 125H236V124L234 123V126H235ZM237 125H236V126H237ZM239 125H240V124H239ZM3 126H4V125H3ZM3 126H2V127H3ZM73 126H74V125H73ZM106 126H107V125H106ZM123 126H125V125L123 124ZM135 126H136V125H135ZM135 126H134V127H135ZM138 126H139V125H138ZM140 126H141V125H140ZM144 126H146V125H144ZM144 126H143V127H144ZM154 126H155V125H154ZM172 126H173V125H172ZM172 126H170V127L172 128ZM175 126H176V128H177V125H175ZM38 127H40V126H38ZM43 127H44V126H43ZM46 127H47V126H46ZM53 127H54V126H53ZM96 127H97V125H96ZM96 127H94V128L96 129ZM108 127H109V126H108ZM128 127H129V126H128ZM143 127H142V128H143ZM156 127H157V126H156ZM186 127H187V126H186ZM190 127H191V126H190ZM207 127H209V125L206 126V128H207ZM213 127H214V126H213ZM238 127H239V126H238ZM240 127H242V126H240ZM257 127H258V126H257ZM260 127H261V126H260ZM260 127H259V128H260ZM9 128H12V127H9ZM13 128H14V127H13ZM17 128H18V127H17ZM23 128H24V127H23ZM69 128H70V126H69ZM71 128H72V127H71ZM99 128H100V127H99ZM135 128H136V127H135ZM135 128H132V131H133V129H135ZM148 128H149V127H148ZM154 128H155V127H154ZM157 128H158V127H157ZM157 128H155V129H157ZM168 128H169V127H168ZM206 128H204V129H206ZM210 128H211V127H210ZM217 128H218V126H217ZM233 128H234V127H233ZM244 128H245V127H244ZM255 128H256V126H255ZM20 129H21V128H20ZM50 129H51V128H50ZM92 129H93V128H92ZM106 129H107V128H106ZM136 129H137V128H136ZM149 129H150V128H149ZM155 129H154V130H155ZM158 129H159V128H158ZM165 129H166V128H165ZM172 129H173V128H172ZM190 129H191V128H190ZM242 129H243V128H242ZM242 129H241V130H242ZM260 129H262V128H260ZM263 129H264V128H263ZM73 130H74V129H73ZM93 130H94V129H93ZM140 130H141V129H139V131H140ZM143 130H144V128H143ZM182 130H183V129H182ZM213 130H214V128H213ZM249 130H250V129H249ZM10 131H11V130H10ZM10 131H9V132H10ZM12 131H13V130H12ZM49 131H50V130H49ZM54 131H55V130H54ZM112 131H113V130H112ZM132 131H131V132H132ZM141 131H142V130H141ZM145 131H146V130H145ZM149 131H150V130H149ZM157 131H158V130H157ZM172 131H174V130H172ZM180 131H181V130H180ZM244 131H245V130H244ZM255 131L257 132V131H259V129H258V130L255 129ZM42 132H44V131H42ZM57 132H58V131H57ZM57 132H56V133H57ZM86 132H87V131H86ZM115 132H116V130H115ZM131 132H130V133H131ZM135 132H137V131L135 130ZM167 132H168V131H167ZM175 132H176V130H175ZM214 132H215V130H214ZM237 132H238V131H237ZM239 132H240V131H239ZM242 132H243V131H242ZM253 132H254V131H253ZM0 133H2V131H0ZM12 133H13V132H12ZM49 133H50V132H49ZM51 133H52V131H51ZM74 133H75V132H74ZM139 133H140V132H139ZM141 133H142V132H141ZM151 133H152V132H151ZM156 133H157V132H156ZM158 133H159V132H158ZM186 133H187V132H186ZM212 133H213V132H212ZM258 133H259V132H258ZM13 134H14V133H13ZM17 134H18V133H17ZM54 134H55V133H54ZM57 134H59V133H57ZM132 134H133V133H132ZM148 134H149V133H148ZM171 134H172V133H171ZM177 134H178V131H177ZM177 134H175V135L177 136ZM245 134H246V133H245ZM9 135H10V134H9ZM11 135H12V134H11ZM11 135H10V136H11ZM15 135H16V133H15ZM55 135H56V134H55ZM55 135L52 134L53 137H54ZM90 135H91V134H90ZM146 135H147V134H146ZM189 135H190V134H189ZM203 135H204V133H203ZM208 135H209V133H208ZM221 135H222V134H221ZM237 135H238V134H237ZM259 135H261V134H259ZM13 136H14V135H13ZM57 136H58V135H56V137H57ZM59 136H60V135H59ZM69 136H70V135H69ZM80 136H81V135H80ZM109 136H110V134H109ZM115 136H116V135H115ZM115 136H113V137H115ZM143 136H144V135H143ZM150 136H151V135H150ZM153 136H156V135L153 133V134H152V138H153ZM171 136H172V135H171ZM180 136H181V134H180ZM219 136H220V135H219ZM255 136H256V135H255ZM261 136H262V135H261ZM0 137H3V136H0ZM18 137H19V135H18ZM56 137H55V138H56ZM66 137H67V136H66ZM111 137H112V136H111ZM133 137H134V136H133ZM147 137H148V136H147ZM159 137H160V136H159ZM184 137H185V136H184ZM210 137H211V136H210ZM221 137H222V136H221ZM12 138H13V137H12ZM34 138H35V137H34ZM59 138H60V137H59ZM62 138H63V137H62ZM62 138H61V139H62ZM121 138H122V137H121ZM127 138H128V137H127ZM139 138H140V137H139ZM148 138H149V137H148ZM180 138H181V137H180ZM253 138H254V137H253ZM263 138H264V137H263ZM10 139H11V137H10ZM89 139H90V138H89ZM142 139H143V138H142ZM155 139H156V138H155ZM174 139H175V138H174ZM217 139H218V138H217ZM219 139H220V138H219ZM2 140H3V139H2ZM13 140H14V139H13ZM52 140H53V139H52ZM56 140H57V139H56ZM91 140H92V139H91ZM94 140H95V139H94ZM124 140H125V138H124ZM128 140H130V138H129ZM159 140H160V139H159ZM181 140H182V139H181ZM185 140H186V139H185ZM205 140H206V139H205ZM210 140H211V139H210ZM213 140H214V139H213ZM246 140H247V139H246ZM256 140H257V139H256ZM262 140H263V139H262ZM10 141H11V140H10ZM59 141H60V139H59ZM69 141H70V139H69ZM73 141H74V140H73ZM79 141H81V140H79ZM121 141H122V140H121ZM144 141H145V139H144ZM147 141H148V140H147ZM153 141H154V138H153ZM165 141H166V140H165ZM171 141H172V140H171ZM197 141H198V140H197ZM50 142H51V141H50ZM75 142H76V141H75ZM77 142H78V141H77ZM123 142H125V141H123ZM123 142H121V143H123ZM130 142H131V141H130ZM149 142H150V139H149ZM174 142H175V141H174ZM180 142H181V141H180ZM189 142H190V140H189ZM208 142H209V141H208ZM214 142H216V141L214 140ZM214 142H213V143H214ZM247 142H248V141H247ZM0 143H2V145L4 144L3 141H1ZM5 143H6V142H5ZM7 143H8V142H7ZM10 143H12V142H10ZM52 143H53V141H52ZM58 143H59V142H58ZM65 143H66V142H65ZM83 143H84V142H83ZM89 143H90V142H89ZM136 143H137V142H136ZM144 143H145V142H144ZM151 143H152V142H151ZM162 143H163V142H162ZM169 143H170V142H169ZM184 143H185V141L183 142V144H184ZM187 143H188V141H187ZM199 143H200V142H199ZM223 143H224V142H223ZM234 143H235V142H234ZM13 144H14V143H13ZM19 144H20V143H19ZM53 144H54V143H53ZM55 144H56V143H55ZM62 144H63V143H62ZM68 144H69V143H68ZM72 144H73V143H72ZM93 144H94V143H93ZM124 144H125V143H124ZM140 144H141V143H140ZM152 144H153V143H152ZM183 144H182V145H183ZM197 144H198V142H197ZM208 144H209V143H208ZM218 144H219V142H218ZM16 145H18V144H16ZM16 145H15V146H16ZM74 145H75V144H73V146H74ZM79 145H80V144H79ZM79 145H77V147H79ZM100 145H101V144H100ZM106 145H107V144H106ZM128 145H129V143H128ZM128 145H127V147H128ZM160 145H161V144H160ZM211 145H212V144H211ZM213 145H214V144H213ZM213 145H212V146H213ZM11 146H12V145H11ZM11 146H10V148H11ZM26 146H27V145H26ZM58 146H59V145H58ZM69 146H70V144H69ZM71 146H72V145H71ZM75 146H76V145H75ZM133 146H134V144H133ZM135 146H136V144H135ZM150 146H151V145H150ZM161 146H162V145H161ZM161 146H160V147H161ZM164 146H166V145H164ZM167 146H168V145H167ZM185 146H186V144H185ZM188 146H189V145H188ZM216 146H217V145H216ZM224 146H225V145H224ZM2 147H3V146H2ZM56 147H57V146H56ZM77 147H76V148H77ZM93 147H94V146H93ZM129 147H130V146H129ZM144 147H145V146H144ZM153 147L156 148L157 146L152 145V148H153ZM180 147H181V146H180ZM182 147H183V146H182ZM227 147H228V146H227ZM237 147H238V146H237ZM239 147H240V146H239ZM27 148H29V147H27ZM36 148H37V147H36ZM39 148H40V147H39ZM43 148H44V147H43ZM74 148H75V147H74ZM79 148H80V147H79ZM86 148H87V147H86ZM136 148H137V147H136ZM138 148H139V147H138ZM138 148H137V149H138ZM142 148H143V147H142ZM145 148H146V147H145ZM171 148H172V147H171ZM200 148H201V147H200ZM212 148H213V147H212ZM232 148H233V147H232ZM248 148H249V146H248ZM255 148H256V147H255ZM29 149H30V148H29ZM54 149H55V148H54ZM57 149H58V148H57ZM57 149H56V152H57ZM60 149H61V148H60ZM140 149H141V148H140ZM143 149H144V148H143ZM188 149H189V147H188ZM234 149H235V148H234ZM8 150H9V149H8ZM8 150H7V151H8ZM42 150H43V149H42ZM80 150H81V149H80ZM85 150H86V149H85ZM163 150H165V149H163ZM180 150H181V149H180ZM253 150H254V149H253ZM38 151H39V150H38ZM71 151H72V150H71ZM73 151H74V150H73ZM90 151H91V150H90ZM120 151H121V150H120ZM131 151H132V150H131ZM157 151H158V150H157ZM177 151H178V150H177ZM182 151H183V150H182ZM189 151H190V149H189ZM196 151H197V150H196ZM220 151H221V150H220ZM235 151H236V150H235ZM9 152H10V151H9ZM77 152H78V151H77ZM80 152H81V151H80ZM96 152H97V151H96ZM141 152H142V151H141ZM141 152H140V153H141ZM143 152H144V151H143ZM147 152H148V151H147ZM154 152L156 153L155 150H154ZM191 152H192V150H191ZM191 152H190V153H191ZM194 152H195V151H194ZM223 152H224V150H223ZM48 153H49V152H48ZM68 153H69V152H68ZM110 153H112V152H110ZM138 153H139V152H138ZM202 153H203V151H202ZM256 153H258V152H256ZM29 154H31V153H29ZM75 154H76V153H75ZM89 154H90V153H89ZM96 154H97V153H96ZM118 154H119V153H118ZM123 154H124V152H123ZM131 154H132V153H131ZM187 154H188V153H187ZM192 154H193V153H192ZM196 154H197V153H196ZM196 154H195V155H196ZM212 154H213V153H212ZM217 154H218V153H217ZM225 154H226V153H225ZM260 154H261V153H260ZM45 155H46V154H45ZM54 155H55V154H54ZM63 155H65V154H63ZM66 155H67V154H66ZM73 155H74V154H73ZM79 155H80V154H79ZM79 155H78V156H79ZM90 155H91V154H90ZM90 155H89V157H90ZM128 155H129V154H128ZM135 155H136V154H135ZM139 155H140V154H139ZM173 155H174V154H173ZM183 155H184V154H183ZM195 155H194V156H195ZM235 155H236V154H235ZM235 155H234V157H235ZM57 156H58V155H57ZM67 156H68V155H67ZM104 156H105V155H104ZM123 156H124V155H123ZM133 156H134V155H133ZM133 156H132V157H133ZM140 156H141V155H140ZM174 156H175V155H174ZM178 156H179V155H178ZM181 156H182V155H181ZM181 156H180V157H181ZM191 156H193V155H191ZM200 156H201V155H200ZM218 156H219V155H218ZM227 156H228V155H227ZM251 156H252V155H251ZM62 157H63V156H62ZM86 157H87V155H86ZM86 157L84 156V158H86ZM94 157H95V155H94ZM97 157H98V156H97ZM130 157H131V156H130ZM169 157H170V156H169ZM187 157H188V155H187ZM237 157H238V156H237ZM249 157H250V156H249ZM60 158H61V157H60ZM76 158H77V157H76ZM80 158H81V157H80ZM109 158H110V157H109ZM125 158H126V157H125ZM127 158H128V157H127ZM140 158H141V157H140ZM188 158H189V157H188ZM192 158H193V157H192ZM219 158H221V157H219ZM219 158H217V159H219ZM91 159H92V158H91ZM131 159H132V158H131ZM141 159H142V158H141ZM144 159H145V158H144ZM146 159H147V158H146ZM153 159H154V158H151V160H153ZM163 159H164V158H163ZM165 159H166V158H165ZM173 159H174V158H173ZM178 159H179V158H178ZM196 159H197V158H196ZM230 159H231V158H230ZM45 160H46V159H45ZM64 160H65V159H64ZM73 160H74V159H73ZM73 160H72V161H73ZM82 160H83V159H82ZM88 160H89V158H88ZM129 160H130V159H129ZM151 160H150V161H151ZM154 160H155V159H154ZM188 160H189V159H188ZM190 160H191V158H190ZM238 160H239V159H238ZM61 161H62V159H61ZM127 161H128V160H127ZM142 161H143V160H142ZM148 161H149V160H148ZM150 161H149V162H150ZM157 161H158V160H157ZM196 161H197V160H196ZM224 161H225V160H224ZM7 162H8V161H7ZM25 162H26V161H25ZM59 162H60V161H59ZM59 162H57V163H59ZM70 162H71V161H70ZM74 162H75V161H74ZM139 162H140V160H139ZM143 162H144V161H143ZM154 162H155V161H154ZM161 162H162V161H161ZM164 162L167 163V161H164ZM194 162H195V161H194ZM211 162H212V161H211ZM251 162H252V161H251ZM60 163H61V162H60ZM60 163H59V164H60ZM66 163H67V162H66ZM71 163H72V162H71ZM92 163H93V162H92ZM96 163H97V162H96ZM114 163H115V162H114ZM140 163H141V162H140ZM147 163H148V162H147ZM152 163H153V162H152ZM182 163H184V161H183ZM197 163H198V162H197ZM240 163H241V162H240ZM4 164H5V163H4ZM74 164H76V162H75ZM82 164H83V163H82ZM128 164H129V163H128ZM134 164H135V163H134ZM141 164H142V163H141ZM171 164H172V163H171ZM203 164H204V163H203ZM245 164H246V163H245ZM71 165H72V164H71ZM76 165H78V164H76ZM97 165H98V164H97ZM99 165H100V164H99ZM99 165H98V167H99ZM115 165H116V164H115ZM119 165H120V164H119ZM121 165H122V164H121ZM132 165H133V164H132ZM168 165H169V164H168ZM189 165H190V164H189ZM191 165H192V164H191ZM210 165H211V164H210ZM242 165H243V164H242ZM9 166H10V165H9ZM53 166H54V165H53ZM62 166H63V165H62ZM122 166H123V165H122ZM169 166H170V165H169ZM193 166H194V165H193ZM65 167H66V166H65ZM100 167H101V166H100ZM110 167H111V166H110ZM116 167H119V166L117 165ZM123 167H124V166H123ZM134 167H135V166H134ZM134 167H133V168H134ZM139 167H140V165H139ZM147 167L150 168V166H147ZM154 167H155V165H154ZM154 167H153V168H154ZM164 167L166 168L165 165H164ZM170 167H171V166H170ZM184 167H185V166H184ZM194 167H195V166H194ZM223 167H224V166H223ZM230 167H231V166H230ZM239 167H240V166H239ZM59 168H60V167H59ZM62 168H63V167H62ZM78 168H79V167H78ZM93 168H94V167H93ZM108 168H109V167H108ZM121 168H122V167H121ZM121 168H120V169H121ZM140 168H141V167H140ZM151 168H152V167H151ZM168 168H169V167H168ZM199 168H200V167H199ZM201 168H203V166H202ZM212 168H213V167H212ZM221 168H222V167H221ZM75 169H76V168H75ZM79 169H80V168H79ZM99 169H100V168H99ZM105 169H106V168H105ZM116 169H117V168H116ZM142 169H143V168H142ZM142 169H141V170H142ZM145 169H146V168H145ZM154 169H155V168H154ZM154 169H153V170H154ZM163 169H164V168H163ZM171 169H173V168H171ZM252 169H253V168H252ZM16 170H18V169H16ZM48 170H49V169H48ZM65 170H66V169H65ZM71 170H72V169H71ZM86 170H87V169H86ZM100 170H101V169H100ZM113 170H114V168H113ZM121 170H122V169H121ZM153 170H152V171H153ZM157 170H158V169H157ZM167 170H168V169H167ZM192 170H193V169H192ZM215 170H216V169H215ZM220 170H221V169H220ZM222 170H223V169H222ZM226 170H227V169H226ZM246 170H247V169H246ZM66 171H67V170H66ZM69 171H70V170H69ZM84 171H85V170H84ZM96 171H98V170L96 169ZM96 171H95V172H96ZM115 171H116V170H115ZM138 171L140 172V169H139ZM152 171H151V172H152ZM161 171H162V170H161ZM170 171H171V170H170ZM177 171H178V170H177ZM201 171H202L201 169H200V171L198 170V172H200V173H201ZM224 171H225V170H224ZM236 171H237V170H236ZM263 171H264V170H263ZM15 172H16V171H15ZM50 172H51V171H50ZM57 172H58V171H57ZM64 172H65V171H64ZM73 172H74V171H73ZM90 172H91V171H90ZM108 172H109V171H108ZM128 172H129V171H128ZM151 172H150V174H151ZM153 172H155V171H153ZM162 172H163V171H162ZM183 172H185V170H184ZM245 172H246V171H245ZM80 173H81V172H80ZM100 173H101V172H100ZM100 173H99V174H100ZM155 173H156V172H155ZM164 173H165V172H164ZM167 173H168V172H167ZM169 173H170V172H169ZM236 173H238V172H236ZM239 173H240V172H239ZM88 174H89V173H88ZM90 174H91V173H90ZM95 174H96V173H95ZM97 174H98V173H97ZM112 174H113V177H114V173H112ZM115 174H116V173H115ZM139 174H140V173H139ZM145 174H146V173L144 172V175H145ZM147 174H148V173H147ZM156 174H157V173H156ZM217 174H218V173H217ZM250 174H251V173H250ZM100 175H102V174H100ZM123 175H124V174H123ZM151 175L153 176L154 174H151ZM165 175H166V174H165ZM165 175H164V177H165ZM169 175H170V174H169ZM232 175H233V174H232ZM91 176H93V175H91ZM94 176H96V175H94ZM94 176H93V177H94ZM171 176H172V175H171ZM173 176H174V175H173ZM186 176H188V175H186ZM192 176H193V175H192ZM198 176H199V175H198ZM235 176H236V175H235ZM58 177H59V176H58ZM74 177L76 178V176H74ZM98 177H99V176H98ZM111 177H112V176H111ZM127 177H128V176H127ZM131 177H132V176H131ZM133 177H134V175H133ZM143 177H144V176H142L140 179L142 180ZM149 177H150V175H149ZM154 177H155V175H154ZM221 177H222V176H221ZM224 177H225V176H224ZM227 177H228V176H227ZM55 178H56V176H55ZM84 178H86V177H84ZM95 178H96V177H95ZM99 178H100V177H99ZM106 178H107V176H106ZM108 178H110V177H108ZM116 178H117V177H116ZM122 178H123V177H122ZM122 178H121V179H122ZM129 178H130V177H129ZM147 178H148V177H147ZM156 178H157V177H156ZM156 178H154V179H156ZM191 178H192V177H191ZM193 178H194V177H193ZM231 178H232V177H231ZM263 178H264V177H263ZM36 179H37V177H36ZM50 179H51V178H50ZM62 179H63V178H62ZM91 179H92V178H91ZM101 179H102V177H101ZM101 179H100V180H101ZM111 179L114 181V178H111ZM124 179H125V178H124ZM135 179H136V177H135ZM143 179H144V178H143ZM95 180H97V178H96ZM144 180H145V179H144ZM147 180H148V179H147ZM151 180H153V179H151ZM151 180H150V181H151ZM163 180H164V179H163ZM167 180H168V178H167ZM62 181H63V180H62ZM62 181H61V184H62V186H63L64 184H63ZM86 181H87V180H86ZM102 181H103V180H102ZM110 181H111V180H110ZM136 181H137V180H136ZM171 181H172V180H171ZM173 181H174V180H173ZM173 181H172V182H173ZM52 182H53V181H52ZM65 182H66V180H65ZM71 182H72V181H71ZM106 182H108V181L106 180ZM106 182H105V184H106ZM144 182H145V181H144ZM144 182H142V183H143V184H142L143 187H145V186H144ZM157 182H158V180H157ZM157 182H156V183H157ZM179 182H180V181H179ZM197 182H198V181H197ZM38 183H39V182H38ZM57 183H59V182L57 181ZM67 183H68V182H67ZM69 183H70V182H69ZM69 183H68V184H69ZM98 183H99V182H98ZM103 183H104V182H103ZM114 183H115V182H114ZM122 183H123V181H122ZM138 183H139V182H138ZM145 183H148V182H145ZM250 183H251V182H250ZM59 184H60V183H59ZM72 184H73V183H72ZM74 184H75V183H74ZM107 184H108V183H107ZM124 184H125V183H124ZM140 184H141V183H140ZM239 184H240V183H239ZM239 184H238V185H239ZM52 185H53V184H52ZM96 185H97V184H96ZM111 185H112V184H111ZM133 185H134V184H133ZM150 185H151V183H150ZM155 185H156V184H155ZM158 185H159V184H158ZM173 185L175 186L174 183H173ZM55 186H56V185H55ZM67 186H69V185H67ZM77 186H78V185H77ZM81 186H82V185H81ZM112 186H113V185H112ZM137 186H138V185H137ZM153 186H154V185H153ZM153 186H152V187H153ZM171 186H172V185H171ZM174 186H173V187H174ZM59 187H60V186H59ZM71 187L74 188L72 185H71ZM75 187H76V186H75ZM98 187H99V186H98ZM103 187H104V185H103ZM110 187H111V186H110ZM114 187H115V185H114ZM117 187H118V186H117ZM120 187H121V186H119V188H120ZM129 187H130V186H129ZM152 187L150 186V188H152ZM169 187H170V186H169ZM169 187H168V188H169ZM175 187L178 188L177 186H175ZM180 187H181V186H180ZM242 187H243V186H242ZM43 188H44V187H43ZM65 188H66V187H65ZM68 188H69V187H68ZM81 188H82V187H81ZM93 188H94V187H93ZM106 188H107V187H106ZM145 188H146V187H145ZM156 188H157V187H156ZM165 188H167V187H165ZM170 188H171V187H170ZM236 188H237V187H236ZM56 189H57V188H56ZM63 189H64V187H63ZM63 189H61V190H63ZM66 189H67V188H66ZM66 189H64V190L67 192L68 189H67V190H66ZM69 189H70V188H69ZM74 189L76 190V188H74ZM117 189H118V188H117ZM117 189H116V190H117ZM124 189H125V187H124ZM135 189H136V188H135ZM143 189H144V188H143ZM157 189H158V188H157ZM157 189H156V190H157ZM160 189H161V188H160ZM173 189H174V188H173ZM70 190H71V189H70ZM77 190H78V188H77ZM79 190H80V189H79ZM79 190H78V191H79ZM83 190H84V189H83ZM83 190H82V192H83ZM116 190H115V191H116ZM146 190H148V186H147ZM174 190H175V189H174ZM72 191H74V190L72 189ZM105 191H106V190H105ZM111 191H112V190H111ZM124 191H125V190H124ZM131 191H132V190H131ZM193 191H194V190H193ZM213 191H214V190H213ZM243 191H244V190H243ZM243 191H242V192H243ZM253 191H254V190H253ZM40 192H41V191H40ZM43 192L45 193V189L43 190ZM46 192H47V195H48V194H49V193H48V190H47ZM55 192H56V191H55ZM61 192H62V191H61ZM61 192H58V193H61ZM70 192H71V191H69V195H70ZM76 192H77V191H76ZM85 192H86V191H85ZM150 192H151V191H150ZM171 192H172V191H171ZM171 192H169V194H170ZM187 192H188V190H187ZM199 192H200V191H199ZM44 193H43V194H44ZM58 193H57V194H58ZM63 193H64V191H63ZM63 193H62V194H63ZM71 193H72V192H71ZM73 193H74V192H73ZM73 193H72V194H73ZM80 193H81V191L78 192L79 195H81ZM101 193H102V192H101ZM110 193H111V192H110ZM125 193H126V192H125ZM1 194H2V193H1ZM45 194H46V193H45ZM74 194H76V193H74ZM74 194H73V195H74ZM107 194H108V193H107ZM121 194H122V193H121ZM133 194H134V193H133ZM150 194H151V193H150ZM162 194H164V192H163ZM169 194L167 193L168 196H169ZM182 194H183V193H182ZM239 194H240V193H239ZM49 195H51V194H49ZM49 195H48V196H49ZM60 195H61V194H60ZM64 195H65V194H64ZM109 195H110V194H109ZM117 195H118V194H117ZM167 195H166V196H167ZM180 195H181V194H180ZM183 195H184V194H183ZM0 196H1V195H0ZM43 196H44V195H43ZM65 196H66V195H65ZM65 196H63V197H65ZM87 196H89V195H86V197H87ZM103 196H104V195H103ZM110 196H111V195H110ZM124 196H125V195H124ZM131 196H132V195H131ZM136 196H137V195H136ZM145 196H146V195H145ZM147 196H148V195H147ZM149 196H150V195H149ZM149 196H148V197H149ZM160 196H161V195H160ZM164 196H165V195H164ZM164 196H163V198H161V200L164 199ZM168 196H167V197H168ZM170 196H172V195H170ZM170 196H169V197H170ZM174 196H175V195H174ZM214 196H215V195H214ZM232 196H233V195H232ZM235 196H236V195H235ZM235 196H234V197H235ZM45 197L47 198V196H45ZM69 197H70V196H69ZM74 197H76V196H74ZM80 197H81V196H80ZM82 197H83V195H82ZM86 197H84V198H86ZM172 197H173V196H172ZM172 197H171V198H172ZM51 198H52V197H51ZM60 198H61V197H60ZM84 198H83V199H84ZM108 198H109V197H108ZM118 198H119V197H118ZM145 198H146V197H145ZM151 198H154V197H151ZM151 198H149V200H148L147 198H146V199H147L148 201H151V200H152ZM165 198H166V197H165ZM194 198H195V197H194ZM220 198H221V197H220ZM49 199H50V197H49L47 200H49ZM52 199H53V198H52ZM61 199H62V198H61ZM64 199H65V198H64ZM67 199H69V198H67ZM73 199H75V198H73ZM76 199H77V198H76ZM76 199H75V200H76ZM79 199H80V198H79ZM83 199H82V201H83ZM166 199H167V198H166ZM169 199H170V198H169ZM176 199H178V198H176ZM235 199H236V198H235ZM69 200H70V199H69ZM69 200H67V201H69ZM85 200H86V199H85ZM85 200H84V202H85ZM90 200H91V199H90ZM105 200H106V199H105ZM194 200H195V199H194ZM55 201H56V200H55ZM65 201H66V200H65ZM70 201H71V200H70ZM148 201H147V202H148ZM152 201H153V200H152ZM173 201H174V200H173ZM51 202H52V200H51ZM73 202H75V201L73 200ZM77 202H78V199H77ZM84 202H83V203H84ZM90 202H91V201H90ZM153 202H154V201H153ZM153 202H152V203H153ZM169 202H170V201H169ZM202 202H203V200H202ZM207 202H208V201H207ZM44 203H45V202H44ZM65 203H66V202H65ZM85 203H86V204L84 205V204H82V202H81L82 206H83V205L85 206V207H83V208H86V209H87V206H86V205H87V202H85ZM114 203H115V202H114ZM145 203H146V202H144V204H145ZM149 203H151V202H149ZM154 203H155V202H154ZM170 203H171V202H170ZM188 203H189V202H188ZM199 203H200V202H199ZM67 204L69 205V203H67ZM81 204H80V205H81ZM89 204H90V203H89ZM91 204H93V203H91ZM91 204H90V205H91ZM118 204H119V203H118ZM178 204H179V203H178ZM70 205H71V204H70ZM80 205H78V208H79ZM138 205H139V204H138ZM72 206H73V203H72ZM72 206H70V207H72ZM93 206H94V205H93ZM93 206L91 205V207H93ZM117 206H118V205H117ZM129 206H130V205H129ZM144 206H145V205H144ZM151 206H152V204H151ZM162 206H163V205H162ZM166 206H167V205H166ZM175 206H176V205H175ZM76 207H77V206H76ZM139 207H140V206H139ZM154 207H155V206H154ZM74 208H75V206H74ZM135 208H136V207H135ZM135 208L133 207L134 210H135ZM146 208H147V206H146ZM146 208H145V209H146ZM152 208H153V207H152ZM176 208H178V207L176 206ZM182 208H183V207H182ZM182 208H181V209H182ZM45 209H46V207H45ZM81 209H82V208L80 207V210H81ZM89 209H90V207H89ZM91 209H92V208H91ZM91 209H90V210H91ZM110 209H111V208H110ZM121 209H122V208H121ZM171 209H172V207H171ZM179 209H180V207H179ZM70 210H71V209H70ZM77 210H78V209H77ZM95 210H96V209H95ZM95 210H94V211H95ZM122 210H123V209H122ZM140 210H142V209H140ZM151 210H152V209L148 210L149 213L152 212ZM173 210H174V209H173ZM176 210H177V209H176ZM57 211H58V210H57ZM63 211H64V210H63ZM87 211H88V209H87ZM137 211H138V207H137ZM162 211H163V210H162ZM164 211H165V210H164ZM168 211H169V210H168ZM174 211H175V210H174ZM177 211H178V210H177ZM221 211H222V210H221ZM75 212L77 213V211H75ZM80 212H82V211H80ZM88 212H89V211H88ZM141 212H142V211H141ZM183 212H184V211H183ZM63 213H64V212H63ZM63 213H62V214H63ZM85 213H86V212H85ZM123 213H124V212H123ZM133 213L135 214V212H133ZM149 213H148V214H149ZM152 213H153V212H152ZM167 213H168V212H167ZM175 213H176V212H175ZM186 213H187V212H186ZM208 213H209V212H208ZM259 213H260V212H259ZM64 214H65V213H64ZM64 214H63V215H64ZM78 214H79V212H78ZM83 214H84V213H83ZM87 214H88V213H87ZM89 214L92 215V213H90V212H89ZM134 214H133V215H134ZM143 214H144V213H143ZM172 214H173V213H172ZM67 215H68V214H67ZM80 215H81V214H80ZM108 215H109V214H108ZM182 215H183V214H182ZM85 216H86V214H85ZM125 216H126V215H125ZM149 216H150V214H149ZM161 216L163 217V215H161ZM186 216H187V215H186ZM224 216H225V215H224ZM226 216H227V215H226ZM262 216H263V215H262ZM83 217H84V216H83ZM83 217H82V218H83ZM87 217H89V216L87 215ZM87 217H85V220H86ZM91 217H93V216H91ZM117 217H118V216H117ZM117 217H116V218H117ZM150 217H151V216H150ZM150 217H149V219H150ZM162 217H161V218H162ZM166 217H167V216H166ZM179 217H180V216H179ZM182 217H183V216H182ZM78 218H80V217H78ZM93 218H94V217H93ZM147 218H148V217H147ZM159 218H160V217H159ZM194 218H195V217H194ZM224 218H225V217H224ZM113 219H114V218H113ZM113 219H112V221H113ZM118 219H119V218H118ZM120 219H121V218H120ZM163 219H166V218H163ZM167 219H168V218H167ZM184 219H185V218H184ZM229 219H231V218H229ZM80 220H81V219H80ZM83 220H84V219H83ZM127 220H128V219H127ZM150 220H151V219H150ZM150 220H147V221H150ZM189 220H190V218H189ZM262 220H263V219H262ZM74 221H75V220H74ZM114 221H115V219H114ZM114 221H113V222H114ZM134 221H135V220H134ZM160 221H161V220H160ZM160 221H159V222H160ZM163 221H164V220H163ZM190 221H191V220H190ZM199 221H200V220H199ZM233 221H234V220H233ZM124 222H125V221H124ZM127 222H128V221H127ZM170 222H171V221H170ZM179 222H180V221H179ZM259 222H260V221H259ZM94 223H95V221H94ZM121 223H122V222H121ZM128 223H129V222H128ZM135 223H136V222H135ZM163 223H164V222H163ZM192 223H193V222H192ZM204 223H205V222H204ZM90 224H91V223H90ZM113 224H114V223H113ZM113 224H112V225H113ZM136 224H137V223H136ZM148 224H149V222H148ZM164 224H166V221H165ZM184 224H185V223H184ZM190 224H191V222H190ZM227 224H228V223H227ZM94 225H96V224H94ZM116 225H117V224H116ZM140 225H141V224H140ZM156 225H157V224H156ZM158 225H159V224H158ZM158 225H157V226H158ZM160 225H161V224H160ZM160 225H159V226H160ZM186 225H187V224H186ZM202 225H203V224H202ZM206 225H207V224H206ZM231 225H233V224H231ZM117 226H118V225H117ZM146 226L149 227V225H146ZM146 226H144V229H145V231L148 232V230H146V228H145ZM157 226H156V227H157ZM161 226H162V225H161ZM164 226H165V225H164ZM174 226H175V225H174ZM192 226H193V224H192ZM196 226H197V225H196ZM263 226H264V225H263ZM263 226H262V229L264 228ZM88 227H89V226H88ZM98 227H99V226H98ZM167 227H168V226H167ZM177 227H178V226H177ZM186 227H187V226H186ZM188 227H189V226H188ZM209 227H210V226H209ZM93 228L95 229V226H94ZM111 228H112V227H111ZM114 228H115V227H114ZM114 228H113V229H114ZM122 228H123V227H122ZM157 228H158V227H157ZM157 228H156V229H157ZM169 228H170V227H169ZM175 228H176V227H175ZM203 228H204V227H203ZM206 228H207V227H206ZM88 229H89V228H88ZM120 229H121V227H120ZM130 229H131V228H130ZM148 229H149V228H148ZM151 229H153V228L151 227ZM191 229H192V228H191ZM90 230H91V229H90ZM97 230H98V229H97ZM135 230H136V229H135ZM197 230H198V229H197ZM98 231H99V230H98ZM151 231H153V230H151ZM167 231H168V230H167ZM204 231H205V230H204ZM93 232H95V231H93ZM112 232H113V231H112ZM116 232H117V231H116ZM116 232H115V233H116ZM147 232H144V237H145L144 239H146L145 233H147ZM156 232H157V230H156ZM171 232H172V231H171ZM190 232H191V231H190ZM197 232H198V231H197ZM207 232H208V231H207ZM209 232H210V231H209ZM96 233H97V232H96ZM120 233H121V232H120ZM126 233H127V232H126ZM93 234H95V233H93ZM111 234H112V233H111ZM149 234H150V233H149ZM191 234H192V233H191ZM195 234H196V233H195ZM263 234H264V233H263ZM117 235H118V234H117ZM130 235H131V234H130ZM146 235H148V233H147ZM151 235H152V234H151ZM151 235H150V236H151ZM91 236H92V235H91ZM104 236H105V235H104ZM122 236H123V235H122ZM153 236H154V235H153ZM99 237H100V236H98V238H99ZM101 237H102V236H101ZM115 237H117V236L115 235ZM120 237H121V235H120ZM120 237H119V238H120ZM131 237H132V236H131ZM158 237H159V236H158ZM201 237H202V236H201ZM207 237H208V236H207ZM238 237H239V236H238ZM241 237H242V236H241ZM244 237H245V236H244ZM91 238H92V237H91ZM95 238H96V237H95ZM102 238H103V237H102ZM108 238H109V237H108ZM128 238H129V237H128ZM191 238H192V237H191ZM197 238H198V237H197ZM99 239H100V238H99ZM112 239H114V238H112ZM238 239H239V238H238ZM92 240H93V239H92ZM108 240H109V239H108ZM126 240H128V239L126 238ZM134 240H135V239H134ZM153 240H154V239H153ZM246 240H247V239H246ZM110 241H111V240H110ZM110 241H109V244H108V245L111 244ZM113 241H114V243H115V239H114ZM116 241H118V240L116 239ZM119 241H120V239H119ZM121 241H122V240H121ZM121 241H120V244H121ZM147 241H148V238H147ZM150 241H151V240H150ZM159 241H160V240H159ZM98 242H99V240H98ZM103 242H104V240H103ZM105 242H106V241H105ZM122 242H123V241H122ZM126 242H127V241H126ZM126 242H124V243H126ZM136 242H138V241H136ZM151 243H152V242H151ZM155 243H156V242H155ZM163 243H164V242H163ZM93 244H94V243H93ZM117 244H118V243H117ZM138 244H139V243H138ZM145 244H146V243H145ZM149 244H150V242L148 243V245H149ZM159 244H160V243H159ZM193 244H194V243H193ZM201 244H202V243H201ZM205 244H206V243H205ZM99 245H100V242H99ZM111 245H114V244H111ZM111 245H110V246H111ZM121 245H122V244H121ZM121 245H120V246H121ZM127 245H128V244H127ZM130 245H132V243H131ZM130 245H129V247H130ZM152 245H153V243H152ZM152 245L150 246V248H152ZM155 245H156V244H155ZM206 245H207V244H206ZM209 245H210V244H209ZM104 246L106 247L105 244H104ZM146 246H147V244H146ZM159 246H160V245H159ZM161 246H162V245H161ZM167 246H168V245H167ZM191 246H192V244H191ZM102 247H103V246H102ZM105 247L103 248L104 250L106 249ZM113 247L115 248V246H113ZM113 247H112V248H113ZM118 247H119V246H118ZM217 247H218V246H217ZM246 247H247V246H246ZM114 248H113V249H114ZM130 248H131V247H130ZM147 248H149V247H147ZM150 248H149V249H150ZM162 248H163V247H162ZM202 248H203V247H202ZM250 248H251V247H250ZM100 249H102V248L100 247ZM120 249H121V247H120ZM138 249H139V248H138ZM156 249H157V247H156ZM130 250H131V249H130ZM157 250H158V249H157ZM101 251H103V250H101ZM107 251H108V250H107ZM120 251H121V250H120ZM138 251H139V250H138ZM152 251H153V250H152ZM169 251H170V250H169ZM176 251H177V250H176ZM104 252H105V251H104ZM104 252H103V253H104ZM123 252H125V251H123ZM127 252H128V249H127ZM129 252H130V251H129ZM131 252H132V251H131ZM157 252H158V251H157ZM162 252L164 253L163 250H162ZM119 253H120V252H119ZM170 253H171V252H170ZM176 253H177V252H176ZM262 253H263V252H262ZM262 253H261V254H262ZM115 254H116V253H115ZM131 254H132V253H131ZM131 254H130V256H131ZM136 254H137V253H136ZM167 254H168V253H167ZM171 254H172V253H171ZM193 254H194V253H193ZM134 255H135V254H134ZM155 255H156V254H155ZM161 255H162V254H161ZM103 256H104V255H103ZM121 256H122V255H121ZM140 256H141V255H140ZM140 256H139V258H140ZM171 256H173V255H170V257H171ZM216 256H217V254H216ZM216 256H215V257H216ZM125 257H126V256H125ZM125 257H124V258H125ZM157 257H158V256H157ZM205 257H207V255H206ZM205 257H204V258H205ZM104 258H105V256H104ZM111 258H112V257H111ZM114 258H115V257H114ZM121 258H122V257H121ZM141 258H142V257H141ZM127 259H128V258H127ZM132 259H133V258H132ZM161 259H162V258H161ZM171 259H172V257H171ZM173 259H174V258H173ZM173 259H172V260H173ZM183 259H184V258H183ZM212 259H213V258H212ZM106 260H107V259H106ZM143 260H144V259H143ZM162 260H163V259H162ZM130 261H131V260H130ZM141 261H142V260H141ZM157 261H158V260H157ZM174 261H175V259H174ZM120 262H121V261H120ZM122 262H123V259H122ZM133 262H134V261H133ZM128 263H129V262H128ZM171 263H172V262H170V264H171ZM173 263H174V262H173ZM201 263H202V261H201ZM215 263H216V262H215ZM121 264H122V263H121ZM124 264H125V263H124ZM148 264H149V263H148ZM164 264H165V263H164ZM175 264H178V263H176V261H175Z\"/></svg>",
    "mask_w": 264,
    "mask_h": 264
}]
</instances>
